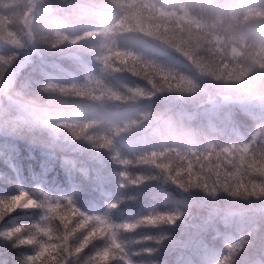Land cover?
I'll use <instances>...</instances> for the list:
<instances>
[{
	"label": "trees",
	"instance_id": "trees-1",
	"mask_svg": "<svg viewBox=\"0 0 264 264\" xmlns=\"http://www.w3.org/2000/svg\"><path fill=\"white\" fill-rule=\"evenodd\" d=\"M21 0H15L16 3H18V6L22 7L23 5L25 6L26 3L20 2ZM43 3L45 2V4L42 6L43 13L42 12H38L37 15L41 17L45 16L48 17L49 13H47L46 9L49 10L50 5L52 7H54V5H52V0H42ZM47 1V3H46ZM59 4H64L67 7L71 6L74 8V10H76L75 14L81 15L83 16V18H81V22L80 26L78 27L76 31H67L65 34L64 32H57L54 31L52 29V27L45 22H42L41 20H39L40 22H38L42 28L41 33L40 32H36L34 30H32L31 32V37L34 39L35 45H29L28 49H30V60L34 61L33 63H35V61L37 59H40L42 57H45L46 59H51V60H56L57 64H60V68L63 67L66 70H72L74 68L73 64H77L79 66V68L81 70H84L86 68V66H90L92 65L94 62V60L97 59L98 57V51H99V37H100V31H101V26H102V21H107L110 27V32L114 34L113 36H121V37H129L131 39H134L136 41V38H138V40H140L141 44L139 43V41L137 40L136 43L140 44L141 46H143L146 49H150V52L153 51L156 54H161V52H165V53H172V57L168 56L167 54H164V58L167 56L169 57V59H167V57L164 59L162 57V55L159 56L160 59H164L166 60L172 67L170 68L173 72L174 75H179V77H181L184 79H190L191 82H193V80H195L196 83H198L199 87L202 88H209L211 89V84H209L206 81H210L212 80L213 82H216L217 85H219V87L221 89H228L229 94L232 95L231 93L233 92L234 94V87H239L242 84H244V82L249 81H253L256 80L257 78L260 77V79L262 80V82L264 81V57H262L260 54V52H258L256 49H254L252 46H249L248 43H239L240 45H237L238 43H233L232 45L235 47L236 51L231 54L230 51H227V48L223 49H219L218 46H216L212 41V38L210 37V35H208L209 33L205 30L204 27H198L195 26L194 24H186L185 25H181L178 26L176 25V22H172L170 20H164V17L161 15H157L156 12L154 11H145V9H143L144 11H142V7H137L136 8L134 6L131 5H127V2L122 1V0H58ZM222 0H217V2H220ZM256 1V2H254ZM264 0H252L253 5L251 6V8L249 10H247L246 12H242L241 15L238 17L237 21L242 24L244 22V20L246 22L248 21H252L253 18L257 17V16H261L260 14H262L264 11L263 6H264ZM258 2V3H257ZM10 3V2H9ZM50 3V4H49ZM255 3V4H254ZM257 4V5H256ZM260 4V5H259ZM100 5V6H98ZM48 6V7H47ZM258 6V9H256ZM91 7V9H90ZM100 7V8H99ZM105 7V8H104ZM116 7V8H115ZM121 9H120V8ZM128 7V8H127ZM33 8V7H32ZM29 9L27 15H30L31 13H35L33 10ZM36 8V7H35ZM81 8V9H80ZM114 8V9H113ZM130 8V9H129ZM135 8V9H134ZM260 8V9H259ZM25 10V8H23ZM52 9V8H50ZM54 9H56L54 7ZM46 10V11H45ZM104 10V11H102ZM120 10V11H119ZM127 10V11H126ZM140 10V11H139ZM16 11V12H15ZM32 11V12H31ZM45 11V12H44ZM115 11V12H114ZM126 11V12H124ZM129 11H136L139 15V19L138 21H135L134 19H130L128 18L127 12ZM262 11V13H261ZM114 14H112V13ZM152 12V13H151ZM254 12V13H253ZM257 12V13H256ZM11 13L14 14L16 16V14L20 13V10H17L16 8L11 9V12H7V15ZM30 13V14H29ZM42 13V14H41ZM108 13V14H107ZM117 13V14H116ZM252 13V14H250ZM260 13V14H259ZM110 14V15H109ZM120 14V15H118ZM125 14V15H124ZM149 14V15H147ZM258 14V15H256ZM36 15V16H37ZM108 15V16H107ZM254 15V16H253ZM37 16V17H38ZM155 16V17H153ZM251 16V17H249ZM87 17H89L87 19ZM126 17V18H125ZM247 17V18H246ZM2 19V17H0ZM91 18V19H90ZM115 18V19H113ZM123 20H122V19ZM128 18V19H127ZM146 18H149L148 20ZM152 18V19H151ZM240 18L242 20H240ZM39 19V18H38ZM85 19V20H83ZM87 19V20H86ZM127 19V20H125ZM146 19V20H144ZM158 19V20H157ZM90 20V21H89ZM155 20V21H154ZM87 21L89 23H87ZM92 21V22H91ZM146 21V22H143ZM151 21V22H150ZM154 21V22H153ZM236 21V22H237ZM243 21V22H242ZM250 21V22H251ZM136 22H138V24H136ZM149 22V23H148ZM158 22V24H157ZM164 22V23H163ZM116 23V24H115ZM119 23V24H118ZM141 23V24H140ZM143 23V24H142ZM144 23L149 24L144 25ZM184 23V22H183ZM240 23H237L238 25H241ZM96 24V25H95ZM114 24V25H113ZM136 24V25H135ZM140 24V25H139ZM152 24V25H151ZM253 23L251 22V25ZM118 25V26H117ZM127 25V26H126ZM139 25V27H138ZM163 25V26H162ZM115 26V28H114ZM117 26V27H116ZM136 26V27H135ZM145 26V27H144ZM151 26V27H150ZM153 26V27H152ZM185 26V27H184ZM194 26V27H193ZM49 27V28H48ZM90 27V28H89ZM100 29H99V28ZM188 27V28H187ZM198 27V28H197ZM51 28V29H50ZM118 28V29H117ZM135 28V29H134ZM140 30H139V29ZM144 28V30H143ZM149 30H147V29ZM152 28V30H151ZM176 28V29H175ZM197 28V29H196ZM173 29V30H172ZM178 29V30H177ZM180 29V32H179ZM184 29V30H183ZM192 29V30H191ZM196 29V30H195ZM94 30V31H93ZM112 30V31H111ZM136 30V31H135ZM183 30V31H182ZM140 31H143L140 33ZM145 31V32H144ZM182 31V32H181ZM205 31V32H204ZM47 32V33H45ZM73 32V33H72ZM94 32V34H93ZM122 34H121V33ZM140 34H139V33ZM148 32V33H147ZM172 32V33H171ZM178 32V33H177ZM190 32V33H189ZM192 32V33H191ZM145 33H147L145 35ZM174 33V34H173ZM176 33V34H175ZM188 33V34H187ZM194 33V34H193ZM206 33V34H205ZM51 34V35H50ZM59 34V35H58ZM64 34V35H62ZM72 34V35H71ZM84 34V35H83ZM190 34V35H189ZM192 34V35H191ZM197 34V35H196ZM203 36V39L201 38ZM149 35V36H148ZM153 36V38L151 36ZM179 35V36H178ZM189 35V36H187ZM39 36V37H38ZM62 36V37H61ZM64 36V37H63ZM157 36L155 39L154 37ZM177 36V37H176ZM186 36V39H185ZM195 36V37H194ZM53 37V38H52ZM61 37V38H60ZM140 37V38H139ZM145 37V38H144ZM191 37V38H190ZM199 39H198V38ZM207 37V38H205ZM32 38H31V42H32ZM59 38V39H58ZM64 38V39H63ZM97 38V39H96ZM154 39V41H153ZM188 39V40H187ZM198 39V40H197ZM190 40V42H189ZM193 40V41H192ZM208 40V43H207ZM38 41V42H36ZM63 41V42H62ZM98 41V42H97ZM146 41V42H144ZM150 43H148V42ZM186 41V44H185ZM210 41V42H209ZM50 42V43H49ZM52 42V43H51ZM78 42H80L78 44ZM143 42V43H142ZM153 42V43H152ZM172 44H171V43ZM47 43V44H46ZM98 43V45H97ZM148 43V44H147ZM175 43V44H174ZM204 43V44H203ZM212 43V44H211ZM38 44V45H37ZM47 46H46V45ZM63 44V45H62ZM121 44V43H118ZM131 44H134L133 41L131 42ZM153 44V45H151ZM170 44V45H169ZM184 44V45H183ZM200 44V45H199ZM42 45V47H41ZM79 45V46H78ZM88 45V46H87ZM93 45V46H92ZM151 45V46H148ZM166 45L168 46L166 49L168 50H164L162 47H166ZM178 45V47H177ZM180 45V46H179ZM213 45V47H212ZM215 45V46H214ZM228 45V44H227ZM248 45V46H246ZM50 46V47H49ZM73 46V47H72ZM82 46V47H81ZM122 46V44H121ZM197 46H199L197 48ZM241 46V47H240ZM37 47V48H35ZM54 47V48H53ZM56 47V48H55ZM59 47L61 49H59ZM87 47V48H86ZM172 47V48H171ZM177 47V48H175ZM180 47V48H179ZM184 47V48H183ZM215 47V48H214ZM244 47V48H243ZM3 46L0 45V56L6 58L7 56H9V54H5L2 50H3ZM46 48V49H45ZM64 48V49H63ZM116 48H120L119 46ZM152 48V49H151ZM201 48V49H200ZM214 48V49H213ZM237 48L239 49V52H237ZM35 49V50H34ZM81 49V50H80ZM162 49V50H161ZM180 51H179V50ZM200 49V50H198ZM212 49V50H211ZM250 49V50H249ZM254 49V50H253ZM7 50V49H6ZM33 50V51H32ZM49 50V52H48ZM53 50V51H52ZM57 50V51H56ZM59 50V51H58ZM87 50V53L86 51ZM176 50V51H175ZM207 50V51H205ZM220 50H223L220 52ZM241 50V51H240ZM253 50V51H252ZM256 50V52H255ZM42 51V52H41ZM44 51V52H43ZM46 51V52H45ZM72 51V52H71ZM158 51V52H157ZM160 51V52H159ZM168 51V52H167ZM179 51V52H178ZM210 51V53H209ZM213 53H212V52ZM244 51V52H243ZM247 51V52H246ZM82 52V53H81ZM89 52V53H88ZM215 52V53H214ZM17 53V52H16ZM41 53V54H40ZM48 53V55L46 54ZM59 54V56L57 57V54ZM220 53V55H219ZM238 53V54H237ZM248 53V54H247ZM251 53V54H250ZM33 54V55H32ZM37 54V55H36ZM61 54V55H60ZM79 54L80 57L78 56ZM108 54V53H107ZM128 53L126 52L123 57L121 56L120 59L122 60V62L124 61L125 63H132L134 64V62L132 61L131 58H129V56L127 55ZM181 54V55H180ZM184 54V55H183ZM216 54V55H215ZM239 54H243V55H239ZM250 54V56H249ZM7 55V56H6ZM32 55V56H31ZM69 55V56H68ZM77 55V56H76ZM90 55V56H88ZM176 57H174V56ZM213 55V57H212ZM219 55V56H218ZM239 55V56H238ZM246 55V56H245ZM52 56V57H51ZM107 56V55H106ZM179 56V57H178ZM216 56V59H215ZM221 56V57H220ZM227 58H226V57ZM253 59H252V57ZM261 56V57H260ZM61 57V58H59ZM221 60H220V58ZM242 57V58H241ZM245 57V58H244ZM250 57V58H248ZM254 57H256V59H254ZM34 58V59H33ZM56 58V59H55ZM70 58V59H69ZM85 58V59H84ZM88 58V59H87ZM128 60H126V59ZM179 58V59H178ZM211 58V59H210ZM238 58V59H237ZM75 59V60H74ZM124 59V60H123ZM218 59V60H217ZM259 62H258V60ZM67 60V62H66ZM69 60V61H68ZM174 60V61H172ZM235 60V64L234 61ZM246 60V61H244ZM261 60V61H260ZM176 61V62H175ZM187 61V62H186ZM227 61V62H226ZM250 61V62H249ZM91 62V63H90ZM93 62V63H92ZM229 62V63H228ZM258 62V65H256ZM65 65H64V64ZM67 63V65H66ZM86 63V64H85ZM90 63V64H89ZM149 63V62H148ZM137 64V65H141L143 67H139L137 69V71H135L133 74L137 75L140 77L141 75V79L147 81L146 75L144 74V72H148L147 75L151 76L152 80V84L153 87H155L156 85H161L160 88L162 89V87L166 86L168 88H170V86H174L175 85V79L173 78V75H170L173 79H163L160 71L155 69L156 66H154L153 64ZM154 63V62H153ZM186 63V64H185ZM225 63V64H224ZM237 63V64H236ZM241 63V65H240ZM243 63V65H242ZM252 63V64H251ZM85 64V65H84ZM175 64H177L178 66H176ZM260 64V65H259ZM63 65V66H62ZM81 65V67H80ZM174 65V66H173ZM191 65V66H189ZM225 65V67H224ZM229 65H232L229 66ZM234 65V66H233ZM239 65L241 68H239ZM253 65V67L251 66ZM150 66V67H149ZM176 66V67H175ZM187 66V67H184ZM196 68H194V67ZM248 66V67H247ZM255 66V68H254ZM29 67V66H28ZM154 67V71L153 68ZM184 67V68H183ZM236 67V68H235ZM250 67V68H249ZM134 68V67H131ZM187 68V69H186ZM222 68V69H221ZM225 68L227 69V71L225 70ZM247 68H249L247 71ZM253 68V70H252ZM20 69V71H19ZM17 71H16V76L14 79V83H16L17 85H19L20 80L22 78V76L24 75V68L20 67ZM149 69V70H148ZM176 69V70H175ZM182 69V71H181ZM194 69V70H193ZM223 69L225 70L223 72ZM233 69V70H232ZM256 69V71L254 70ZM22 70V71H21ZM193 70V71H192ZM243 70V72H242ZM245 70V72H244ZM252 70V71H249ZM199 71V72H198ZM236 71V72H235ZM157 72V73H156ZM232 72V73H231ZM234 72V73H233ZM239 72V73H238ZM253 72V73H250ZM254 72L256 73L255 76L253 75ZM176 73V74H175ZM187 73V74H186ZM198 73V74H197ZM201 73V74H200ZM222 73V74H221ZM227 73V75H226ZM231 73V74H230ZM244 73V74H243ZM250 75H249V74ZM263 73V74H262ZM186 74V75H185ZM194 74V75H193ZM210 74V75H209ZM260 74V75H259ZM143 75V76H142ZM158 78H156V76ZM204 75V76H203ZM241 75V76H240ZM243 75V76H242ZM193 76V78H192ZM211 76V77H210ZM246 76V77H245ZM18 77V79H17ZM195 77V78H194ZM227 77H229L227 79ZM47 78V77H46ZM200 78V80H199ZM202 78V80H201ZM207 78V80L205 79ZM246 78V79H245ZM160 79V80H159ZM193 79V80H192ZM205 79V80H204ZM209 79V80H208ZM234 79V80H233ZM159 80V81H158ZM164 80V81H163ZM167 80V81H166ZM231 80V81H230ZM142 81V80H141ZM166 81V82H165ZM201 81V83H200ZM143 82V81H142ZM156 82V83H155ZM169 82V83H168ZM237 82V83H236ZM242 82V83H241ZM61 84L57 83L58 85H60L59 89L61 88V86L64 88V86L67 83H71L69 88H67L66 90L62 89L63 93H67L68 91V97L67 100H65V98L61 97V101H57V105L58 107H61L63 109H66L67 107H75L78 106L80 108H85L86 106L89 107L91 103L87 102L88 98L86 99V97H84L82 94H80V92L83 90L79 89L78 85L76 84H72V82H66V84L60 82ZM145 83V82H143ZM219 83V84H218ZM241 85H239V84ZM149 84V83H148ZM234 84V85H232ZM237 84V85H236ZM262 86L260 87L259 92L261 91L262 95L264 96V83H261ZM72 85V87H71ZM151 85V84H150ZM230 85V86H229ZM236 85V86H235ZM15 86V85H14ZM78 86V87H77ZM233 86V87H232ZM16 87V86H15ZM74 87V89H73ZM76 88V89H75ZM233 88V89H232ZM235 88V89H236ZM70 89V90H68ZM230 89V90H229ZM215 90V88H214ZM218 90V89H217ZM263 90V91H262ZM72 91V93H71ZM79 92V93H78ZM78 93V96H77ZM261 93H259L258 95L260 97H262ZM71 94V95H69ZM74 95V96H73ZM81 95V96H80ZM77 96V97H76ZM233 97H231V99L233 100L232 103L235 104V114L238 113V117L242 118V121H238V125L241 126H237L235 125L236 122H232L237 129V133L243 134V136L246 137L248 130L252 127V123L254 122L252 117L256 116L259 117L260 115L264 114V97L262 100H258L254 103L253 100L255 98H251V99H244L243 97H237L235 95H232ZM258 96V98H259ZM75 97V98H74ZM83 97V98H82ZM74 98V99H73ZM243 98V99H242ZM257 98V97H256ZM260 99V98H259ZM65 100V102H64ZM79 100V101H78ZM81 100V101H80ZM70 101V102H69ZM242 101V102H241ZM84 102V103H82ZM87 102V103H86ZM229 102V101H228ZM77 103V104H76ZM263 103V106L262 104ZM82 104V105H81ZM257 104V105H256ZM242 106V107H241ZM255 106V107H254ZM260 107V108H259ZM186 108V107H185ZM258 108V109H257ZM35 111H37L39 113V115H41L43 112H47V115H50L49 110L47 107H45L44 105H34L33 108ZM260 109V110H259ZM263 109V110H262ZM252 110V111H251ZM75 110H73L72 112H74ZM254 113V114H253ZM249 115V116H248ZM252 117H251V116ZM70 116V115H69ZM92 116V115H89ZM88 116V117H89ZM7 119V120H6ZM90 119H86L83 123H87L89 122ZM3 122L1 123L2 127H0V130L6 132L8 135L5 136H0V153H3L4 155H8L12 153L13 158L15 159L16 162V173H13L11 167H9L7 164L3 163V158L0 157V165L2 163L5 164L4 167L0 166V173L2 174V176L7 177V180H3V182H0V192L4 193L6 191H10L12 190V187H14V185H17L18 183H21L22 187L30 192H33L36 194V191L34 192V190L37 189H42L46 192H48L51 195H57V194H73L74 195V200L76 202V204L85 212L89 213V214H104V213H108L111 217V219L115 222H121V221H125V220H133L135 219L137 216H140L144 213H146V211H148L149 207H152L153 205H156L158 207H163L164 205L160 204L157 200H154L152 198V194L154 192H157L159 194H161V198H163L164 195H166L170 200H169V204L168 207H184L185 206V202H190L193 203L191 206L192 208H188V213H190L187 217V220L189 221H184V222H177V224L175 226H167L165 227L163 230L166 232H169L170 235H172L174 237V243L171 245V247L169 246V244L166 242L165 244H167L166 246H164V249H168L167 252H165V250H161L159 253L156 254L157 258L163 259L167 262V264H173L175 261L176 264V257H178L184 249L181 247V245L183 244H187L189 241L192 240H202L204 241L205 245L207 247H209V238H213V235L217 236L216 241L220 238V233H222V228L225 229L226 228V232H234L231 228H230V224L232 221H238L240 220V216H235L232 217V219L230 217H228L229 219V224L226 225L225 224V218L226 215L224 214L226 211L222 210V208L218 209L217 211H214V209L219 208L218 205H215L216 203H204V202H194V201H200L203 200L201 194L203 192L197 191V190H193L192 192H182L181 190H179L178 188L175 187L174 184L170 183V182H165V177L169 175V171L174 172L176 167H181V166H185L184 162H182V160H176L171 164L170 169L166 170L165 172L167 173H160V175L154 176L152 177L151 173L146 174L145 172H143L141 174L140 177L146 179H149V182H146V184H142L139 187L136 186H127L125 188H120L118 186V176L116 175L118 172H126L128 173V175L131 178H134L132 175L134 173V167L133 165H137L136 163L133 162H143L142 160H146L148 157H146V150L144 148H137L135 152L133 153H129L130 151L126 150V149H122L119 147H122L120 144H115V149H117V151H119L121 153V161L123 163H120L117 159L116 156L114 155L115 153L113 152L112 147L107 146L106 149L107 151L102 155V159L100 158H96L95 155V150L96 148L93 147V144L91 146H85L84 148H79V147H73V148H66L63 147L62 145H52V146H46L44 143H54L56 141L55 138H58V142H62L64 139L67 141H73L78 134L76 132L72 131H65V132H61L62 127H65V125L69 126L68 124L65 123L64 119H55L53 121L56 122H50L49 123H43V122H39V121H34V122H25V121H21V120H16V119H8L5 118L4 120H2ZM16 121V122H15ZM64 121V122H63ZM245 121V122H244ZM13 123V124H12ZM20 123V124H19ZM59 123V124H58ZM250 123V124H249ZM6 124V125H5ZM223 124V123H222ZM247 124V125H246ZM251 126L249 127L248 126ZM6 127H5V126ZM26 125L31 126L29 130V127H26ZM247 126V127H246ZM18 127V128H17ZM224 127V128H223ZM241 127V128H240ZM3 128V129H2ZM16 130H15V129ZM220 128L223 129L225 131V134H221L220 133ZM236 128L234 131H236ZM243 128V129H242ZM19 129V130H18ZM6 130V131H5ZM9 130V131H8ZM245 132H243V131ZM215 131L218 135V137H223L224 135H226V133L231 132L232 130L230 129L229 126L226 125H221L215 128ZM96 132V131H93ZM100 133V131H98ZM16 133V134H15ZM219 133V134H218ZM21 134V135H19ZM65 134V135H64ZM73 134V135H72ZM102 134V133H101ZM13 135V138H12ZM67 135V136H66ZM106 134H104L105 136ZM108 135V134H107ZM105 136L106 139H108V136ZM185 135V134H184ZM203 135V134H202ZM201 135V136H202ZM8 138H7V137ZM20 136V137H19ZM24 136V137H23ZM46 136V137H45ZM75 136V137H74ZM228 135H226L224 138H228ZM60 137V138H59ZM66 137V138H65ZM203 137V136H202ZM47 138V139H46ZM105 138H102L100 140V143L103 142V140H105ZM3 139V140H2ZM16 139V140H15ZM50 139V140H48ZM62 139V140H61ZM100 138H97V140L99 141ZM223 139V138H221ZM19 140V141H18ZM19 143V144H18ZM21 143V145H20ZM43 143L44 145L42 146ZM17 144V146H16ZM25 145V146H24ZM117 145V146H116ZM8 146V147H7ZM46 146V147H45ZM5 147V148H4ZM26 147V148H25ZM37 147V148H36ZM12 148V149H11ZM17 148V149H16ZM18 148H22L24 150L27 149V151H18L20 149ZM8 149V150H7ZM39 149V150H37ZM112 152H111V150ZM120 149V150H118ZM122 149V150H121ZM12 150V151H11ZM54 150V151H53ZM56 150V152H55ZM65 150V151H64ZM80 150V151H79ZM90 150V151H89ZM138 150V151H137ZM10 151V152H9ZM36 151V152H35ZM41 151V152H40ZM51 151V152H50ZM72 153H71V152ZM125 151V152H124ZM127 151V152H126ZM19 154H17V153ZM21 152V153H20ZM45 152V153H43ZM55 155H54V153ZM61 152V153H60ZM85 152V153H84ZM34 153V154H33ZM36 153V154H35ZM42 153V154H41ZM108 153V154H107ZM142 153V154H141ZM144 153V154H143ZM17 154V155H15ZM39 154V155H38ZM46 154V155H45ZM58 156H57V155ZM86 154V155H84ZM91 156H90V155ZM137 154V155H136ZM20 155V156H19ZM49 155V156H48ZM51 155V156H50ZM61 155H64L61 156ZM136 155V156H135ZM26 156V157H25ZM29 156V157H28ZM31 156V157H30ZM34 156V157H33ZM36 156V157H35ZM48 156V157H47ZM53 156V158H52ZM120 156V154L118 155ZM135 156V157H134ZM59 157V158H58ZM66 157V158H65ZM93 157V158H92ZM155 157V155H154ZM46 158V159H45ZM50 158V160H49ZM66 160H65V159ZM22 160V164H21V160ZM29 159V161L27 160ZM39 159V160H38ZM52 159V160H51ZM54 159V160H53ZM73 159V160H72ZM92 159V160H91ZM95 163H94V161ZM42 160V161H41ZM60 160V161H59ZM64 162H63V161ZM19 161V162H18ZM32 161V163H31ZM35 163H34V162ZM52 161H57L56 162H52ZM74 161V162H73ZM98 161V162H97ZM163 161V159H162ZM159 161V162H162ZM179 161V162H178ZM26 162V163H24ZM52 162V163H51ZM59 162V164H58ZM112 162V163H111ZM124 162H127L126 164ZM129 162V164H128ZM37 163V164H36ZM64 163V164H63ZM72 163H74L72 165ZM107 163V164H106ZM34 164V166L32 165ZM36 164V165H35ZM39 164V166H38ZM50 164V165H49ZM77 164V165H76ZM84 164V166H83ZM32 165V166H31ZM62 167H61V166ZM76 165V166H75ZM92 165V166H91ZM100 165V166H99ZM108 165V166H107ZM141 165V164H139ZM22 166V167H21ZM25 166V167H24ZM48 166V167H47ZM72 166V167H71ZM88 168H87V167ZM114 166V167H113ZM7 167V168H5ZM29 167V168H28ZM39 167V168H38ZM76 167V168H75ZM82 167V168H81ZM104 167V169H103ZM114 169H113V168ZM5 168V170H4ZM65 168V169H63ZM9 169V170H8ZM22 169V171H21ZM79 169V171H78ZM84 170L82 171V170ZM88 169V170H87ZM90 169V170H89ZM102 169V170H99ZM113 169V170H112ZM118 169V170H117ZM173 169V170H172ZM8 170V171H7ZM11 170V172H10ZM51 170V171H50ZM53 170V171H52ZM54 170L56 172H54ZM75 170V171H74ZM77 170V171H76ZM105 170V171H104ZM118 172H117V171ZM121 170V171H119ZM5 171V172H4ZM58 171V172H57ZM60 171V172H59ZM63 171V172H62ZM71 171V178H68V175ZM93 171V172H92ZM114 171V172H113ZM54 172V173H53ZM77 172V173H76ZM84 172V173H83ZM88 172V173H86ZM20 173V175H19ZM90 173V174H89ZM101 173V174H100ZM115 173V174H113ZM12 176H11V175ZM62 174L66 175L62 177ZM75 176H74V175ZM84 176H83V175ZM99 177L103 178L104 180V184H98L97 183V178L95 177ZM106 174V175H105ZM150 174V175H149ZM56 175V176H55ZM79 175V176H78ZM82 175V176H81ZM105 175V176H104ZM73 176V177H72ZM81 176V178H80ZM88 178H86V177ZM89 176V177H88ZM103 176V177H102ZM115 176V177H114ZM151 176V177H150ZM165 176V177H164ZM59 177V178H58ZM66 177V179H64ZM105 177V178H104ZM149 177V178H148ZM162 177V178H161ZM56 178V179H55ZM63 178V179H62ZM76 178V179H75ZM15 179H17L18 181H15ZM23 179V180H22ZM80 179H83L82 181H79ZM92 179V180H90ZM86 180V181H85ZM113 180V181H111ZM162 180V182L159 181ZM164 180V181H163ZM13 181V182H12ZM72 181V182H71ZM77 181V182H76ZM116 181V182H114ZM16 182V183H15ZM74 182V183H73ZM106 182V183H105ZM109 182V183H108ZM112 184H111V183ZM159 182V183H158ZM72 183V184H71ZM115 183V184H114ZM158 183V184H157ZM6 184V185H5ZM11 184V185H10ZM59 184V185H58ZM71 184V186H70ZM157 184V185H156ZM166 184H168L166 186ZM66 185V187H65ZM171 185V186H170ZM147 186V188H146ZM151 186V187H149ZM161 186V187H160ZM166 186V187H165ZM37 187V188H36ZM64 187V188H63ZM144 189H143V188ZM156 187V188H155ZM158 187V188H157ZM8 188V189H7ZM10 188V189H9ZM142 188V189H141ZM4 189V190H3ZM7 189V190H6ZM95 189V191H94ZM148 189V190H147ZM101 193V194H100ZM105 195V196H104ZM134 195L136 197V199L134 200H124L120 203L119 208L117 209H109L108 208V203L114 200H117L121 197H127V196H132ZM184 195V196H183ZM186 196V198H185ZM191 197L190 199H188L189 197ZM104 198L101 199L100 198ZM183 200H181L182 198ZM196 197V198H195ZM195 198V200H194ZM186 199V200H185ZM174 200V201H173ZM97 201V202H95ZM98 201L100 203H98ZM83 202V207L80 206V203ZM93 202V203H92ZM99 205H98V204ZM141 203V204H140ZM198 203V204H196ZM91 206H90V205ZM137 206H136V205ZM207 204V205H206ZM82 205V204H81ZM199 206V208H198ZM204 206H206L204 208ZM87 207V208H84ZM125 207V208H124ZM127 207V208H126ZM223 207V206H220ZM84 208V209H83ZM133 208V209H132ZM135 208V209H134ZM89 209V210H88ZM124 209V210H123ZM142 209V210H141ZM191 209H193L191 211ZM208 209V212H207ZM41 210V208H30V209H26V210H18L17 212L12 214V217H6L5 219L11 220L13 222H21L22 224H27V222L29 223L30 221H34L37 219V211ZM133 210V211H132ZM183 210V209H182ZM200 210V211H199ZM210 210V211H209ZM245 210V209H244ZM35 211V212H34ZM139 211V212H138ZM141 211V212H140ZM202 211L204 212L202 214ZM23 212V213H22ZM32 212V213H31ZM129 212V213H128ZM131 212V213H130ZM29 213V214H27ZM34 213V215H33ZM142 213V214H141ZM196 213V214H195ZM201 213V214H200ZM240 213V212H239ZM17 214V215H15ZM205 214V215H204ZM210 214V215H209ZM26 215V216H25ZM199 215V216H198ZM204 215V216H203ZM18 216V217H17ZM31 216V217H30ZM210 216V217H208ZM14 218H17L15 220H13ZM26 217V218H25ZM191 217V218H190ZM197 217H200L197 219ZM208 217V218H207ZM11 218V219H10ZM204 220H203V219ZM206 218V219H205ZM211 218V219H210ZM193 219V220H192ZM196 219V220H194ZM201 219V220H199ZM192 220V222H191ZM201 221V222H200ZM26 222V223H25ZM191 222V223H190ZM205 222V223H204ZM58 223V221H57ZM202 223V224H201ZM204 223V224H203ZM200 224V225H199ZM183 225V226H182ZM209 225V226H207ZM184 227V228H183ZM228 227V228H227ZM219 230V234L215 231L216 229ZM140 228L138 229L136 232L133 233H122L123 235V239L127 240V239H131L136 237V239H139V236L143 235V234H149L152 232H157L160 231L161 229L158 228H144V230ZM147 229V230H146ZM149 229V230H148ZM152 229V230H150ZM207 229V230H205ZM186 230V231H185ZM199 230V231H198ZM205 230V231H204ZM211 230V231H210ZM146 231V232H145ZM142 232V233H141ZM211 234V237H209V235ZM218 234V235H217ZM128 235V236H127ZM138 235V236H136ZM132 236V237H131ZM206 236V237H205ZM204 237V238H203ZM259 236H255L253 242H251L252 245H250V247L254 246V245H258L260 244V241L258 242ZM182 239H186V240H182ZM205 239V240H204ZM258 239V240H257ZM257 240V242H256ZM182 241V244L180 243ZM208 242V245H207ZM255 242V243H254ZM257 243V244H256ZM12 241L7 242V243H0V264H20L21 259L25 256L24 252H22V250L26 247H13L12 245ZM177 244V245H176ZM180 247H179V246ZM97 247L100 246L99 243H97L96 245ZM145 245H141V244H136L133 245V250H137L135 248H141L144 247ZM12 247V249L10 248ZM89 249L85 250V253L81 254L80 256L75 257L73 259L70 260V264H84V258L87 252L91 251V245L89 246ZM168 247V248H167ZM8 249V250H7ZM172 249V250H171ZM177 249V251H176ZM181 249V250H178ZM247 251H249V248H246ZM220 250V249H219ZM164 251V252H163ZM174 251V252H173ZM13 252V253H12ZM15 252V253H14ZM162 252V254H161ZM215 252V256H218V250L214 251ZM172 253V254H171ZM175 253V254H173ZM171 254V255H170ZM8 255V256H7ZM169 255V256H168ZM223 254H221L220 256H222ZM19 256V257H18ZM84 256V258H83ZM166 256V257H163ZM172 256V260L171 257ZM80 257V258H79ZM10 258V259H8ZM15 258V259H14ZM20 258V259H18ZM139 260H138V259ZM148 260L150 257H148L147 255H141V256H136L133 259L134 260H138V261H143V260ZM166 258V259H164ZM220 258V257H219ZM218 258V259H219ZM8 259V260H7ZM151 259V258H150ZM7 260V261H6ZM18 260V261H17ZM75 260V261H74ZM171 260V261H170ZM6 261V262H5ZM5 262V263H4ZM78 262V263H77Z\"/></svg>",
	"mask_w": 264,
	"mask_h": 264
},
{
	"label": "rangeland",
	"instance_id": "rangeland-1",
	"mask_svg": "<svg viewBox=\"0 0 264 264\" xmlns=\"http://www.w3.org/2000/svg\"><path fill=\"white\" fill-rule=\"evenodd\" d=\"M21 1L26 3V5L25 6L23 5L22 7H20L17 5L18 3H16L14 0H10V1L9 0H6V1L0 0V14H1L0 17L4 16V17H2V19L0 18V29H1L0 30V33H1L0 34V43H1L0 45L3 46L4 48L13 49L17 53H19L18 59L16 60V64L20 63V67H23L25 69L24 75L21 78L22 81L20 80V83L18 86L16 83H14L16 73L12 76H6L5 74H3L4 73L3 70H0V110H1L0 111V115H1L0 116V118H1L0 119V127H2L1 123L3 122L2 120H4L5 118L16 119V120L18 119V120L25 121V122H34V121L43 122L44 121L43 123H49V124H50V122H56V121H53L55 119H64L65 123L68 124L69 126L65 125V127H62L61 132H65V131L67 132L71 129L70 131L75 130L74 132H76L78 134V136L73 141H67L64 139L62 142H58V138H55L56 141L54 143H52V142L51 143H44L46 146H52L55 144V145H62L63 147L71 149L73 147L74 148L75 147L84 148L85 146H91L93 144V147L96 148V150H95L96 158H100V159H102V155L107 151L106 147L110 146V147H112L113 152L116 154V155L114 154L116 156V159L120 163H123L121 161V153L119 151H117V149H115V147H114L115 143H117V145L122 144L121 148L126 149L127 151L130 150V152H132V153L135 152L137 148L142 147L146 150V157H148V158L146 160H142L143 162H133V163L141 164V165H133L135 170H134V173L132 176L134 178H137V177L141 176V174L143 172H145L146 174H148V173L153 174L151 176L154 177V176H156V174L160 175V173H165L164 170H168V169L161 170L158 166H161L164 164H169L171 166L172 162H174L175 160H178V159L181 160L180 157L190 156L192 153H198L200 151H203L211 143H214V142L224 143V142H227V140L230 138L235 139L234 135L228 134L229 132L226 133V135H228L227 139L226 138H223V139L220 138L219 139L217 133L215 132V128L218 126L227 124V120L229 118L231 119V122H233V121L236 122L235 124L237 126H238L237 122L242 121L241 118H239L238 116H235V114H234L236 111V108H235L236 106L234 103H232V101H233L231 99V97H233L232 95H237V97H244L243 95H247V97L245 96L246 98H244V99L255 98L253 100V102H251V103H254L258 100L263 99V95H262L261 91L259 92L258 88L260 89V87L262 86L261 83H264V81L262 82V80L259 78H257V80H258V82H260V84L257 82V80H254L255 82L251 81L252 83L248 81V82L242 84L241 86L237 87L239 90L237 88L236 89L234 88L235 89L234 94H232V95L229 94L227 89L219 88V85H216V82H213L212 80H210L209 82L207 81L209 84H211V89H209V88L206 89V88L199 87L198 83H196L193 79L192 80L194 83H192L190 81V79L185 80L184 78H182V76H181V78H182L181 79L177 75L176 76L173 75V78L175 79V86H170L171 89L166 87V86L162 87V89H161L160 84L156 85L153 88V84H152L153 82L151 80H149L151 78V76L150 75L148 76L146 72H144V74L147 76V78H145V79H147L148 82L145 80H142L139 76L132 74L135 71H137V69L141 66V65H137V64H143V63L146 64L148 62L149 63L151 62L150 64L155 63L154 64V66H155L159 62L156 67L158 68V66H159L158 69L161 72L163 79L170 78L171 76H169V74L170 73L173 74L172 71L171 72L169 71V70H171L170 69L171 66L169 65V67H170L169 68L168 65L166 64L168 62L165 61L164 59L159 58V56L162 55V53L159 55V54H156L153 50L150 52V49L148 50V49L142 47L140 45L141 43L140 44L135 43V40L131 39L129 36L128 37L131 40L128 37L113 36V34L109 30L110 28H109V24L107 25V23H108L107 21H102L100 37H99V41H100L99 42V53H98L99 56L97 57L96 60L93 61L94 63L92 62L93 63L92 65L86 66V68L84 70H81L79 68V66L75 65V63H74L73 64L74 68L72 69V71L71 70L66 71L63 67L60 68V66L57 64V62L55 60L46 59L44 57L40 58L39 60L37 59L35 61V64H34L33 63L34 61H31L30 58H28V56L30 55V49H28V46L30 44L35 45V42L33 41L34 39H32V42L30 40L32 38L30 32H32V30H34L36 32H41L40 28H42V26L38 23V22H40L38 19L40 16L37 17L38 16L37 12H43L44 9H42V6L44 5V3L42 0H39V1L38 0H36V1H34V0H26V1L21 0ZM122 1H125V0H122ZM13 2H15L16 4ZM41 2L43 4H41ZM125 2H127V5H131V6H138V7L143 6L142 8L143 9L145 8V10H148V11H150L152 9V11L155 10L154 12H156V10H157L156 14L159 12L157 15L162 14L161 16H163L165 19L176 22L178 26L185 25V24H183L184 21L186 23L190 22V24H192V25L194 24L195 26H198V27H204L205 26L204 28L206 29V31L209 30L208 33H209L210 37L212 38V40L214 39L212 42L216 46L219 45V49L221 47V49L223 48V50H224V48L228 47L227 51H230L231 54H233L236 51L235 47L232 45L233 43H241V42L242 43H248L247 41H250L248 44L249 45L251 44L250 46H252L258 52L263 53L262 57H264V36H263L264 35V18H263L264 13L260 14L261 16H257L258 18L257 17L253 18L252 23H254V24H252V25H251L250 21H248L249 23L244 21L242 23V25H240V26L236 22L238 17L241 15L242 12L244 13L251 8L250 4L253 5L252 0H222V1H220L221 3L217 2V0H181V1L180 0H159V2H158V0H127ZM162 2H163V4H162ZM167 3H169L168 6H167ZM8 4H9V6H6ZM64 4H66V3H64ZM64 4H59L58 1L53 0L52 5H54V7L56 9H53L54 7H52V6L50 7L52 9L49 8V11H48V9H46L47 11L46 10L45 11L47 13H49L48 17L41 15L42 18L40 17V20L42 22L49 23V25L52 27V29L54 31H57V32L63 31L64 33H66L67 31H76L77 28L80 27L81 22H79V21H81V18H83V16L75 14L74 11H76V10H74V8H72V5L67 7ZM165 5H166V7H165ZM14 7L17 10H20V13L16 14V16L14 14L11 15V13H9L11 16L10 17L9 14L7 15V12H11V9L12 8L14 9ZM23 8H25V10ZM31 8H32V10H34L35 13H31L30 15H27L26 12ZM172 9H173V11H171ZM166 10H168V11L166 12ZM175 10H177V11H175ZM127 13H128V18L132 17L131 19H133V17H134L135 21H138V19L140 18L138 13L135 11H131V12L129 11ZM26 17H28V18H26ZM29 17H30V19H29ZM179 19H181V20H179ZM259 19H261V20H259ZM50 20H52V21H50ZM26 21L28 24L26 23ZM255 21H257L256 24H255ZM231 23H232V25H231ZM22 24H24L23 27H22ZM136 24H138V22H136ZM145 24L146 23H144V25ZM231 26H232V28H231ZM255 26L258 29L259 33H257L258 31L255 28ZM250 27H252V28H250ZM61 29H63V30H61ZM232 29H233V31H232ZM247 29H248V31H246ZM260 29L261 30L263 29L262 30L263 32ZM254 31H255V33H254ZM9 32H10V34H9ZM20 32H21V34H20ZM238 32H239V34H238ZM241 32H244V33H241ZM212 34H214V35H212ZM215 34L218 38H216ZM240 34H242V35H240ZM2 38L3 39L5 38V39L3 40ZM8 38H10L11 40ZM126 38H128V40L130 42ZM132 40L136 46L134 44H133L134 46L131 45ZM243 41H245V42H243ZM127 42L130 44L128 45ZM6 43H7V45H6ZM25 43H26V45H25ZM118 43H122V44L124 43V44L121 46ZM118 46L120 47L119 49L116 48ZM138 46H140L142 48L140 49V47H138ZM135 47H136V49H135ZM255 47H257V48H255ZM162 48L163 49L165 48L164 50H167L166 49L167 47H162ZM145 50H147V51H145ZM223 50H220V51H223ZM116 52H118V53H116ZM126 52L128 53L127 55L129 56V58L133 57L131 59L134 62V64L125 63L124 61L120 62V61H122V60H120V57L121 56L123 57V55ZM17 53L11 54V55L7 56L6 58H3L2 56H0V61H10L12 56L17 55ZM107 53L108 54L110 53V54L108 55ZM164 54H166V53L163 52V55ZM106 55H108V56H106ZM163 55H162V57H164ZM58 56H59V54H57V57ZM111 56H113V59ZM139 56L140 57L142 56V57L140 58ZM168 56L172 57V53L171 54L169 53ZM108 57H109V59H108ZM8 58H10V59H8ZM24 58H26V59H24ZM115 58H117V59H115ZM167 59H169V57H167ZM42 60H43V62H42ZM114 60H115V62H113ZM52 61H54V64H52L53 63ZM40 62H42V63H40ZM164 62H166V63H164ZM24 63H26V64H24ZM28 63H29V67H28ZM50 63L54 67L51 66ZM111 63H113V64H111ZM120 63H122V64H120ZM110 64H111V67L113 66L112 69H110L111 67L108 68V66H110ZM124 64H127L126 65L127 69H124V68H126ZM115 65H116L117 70L114 71ZM121 65H124L123 66L124 68H121ZM24 66H26V67H24ZM131 67H134V68H131ZM141 67H143V66H141ZM42 68H43V70H42ZM164 68H166V69L164 70ZM33 69H35V70H33ZM76 69H78V70H76ZM31 71H33V73L36 75L33 76L34 74H32ZM38 71H39V73H38ZM62 71H63V73H62ZM118 71H121L125 75H122ZM163 71H165L166 74ZM162 73H164V74H162ZM39 74H41V75L39 76ZM4 76H5V78H4ZM122 76H123V78H122ZM61 78H63V79L61 80ZM173 78L171 77V79H173ZM140 80H142L145 83L141 82ZM176 81H178V82H176ZM60 82H62L63 84L66 82H72V84H76V85L80 86L78 88L83 90V92H81L80 94H82L86 98H89L87 101H89V103H91L90 106L87 108L85 107L86 109L85 108L83 109V108H80L77 106L67 107L66 109L58 107L57 101H61V97L62 98L66 97L65 100H67V98H68L67 97L68 92L63 93L61 91V89L66 90L71 84V83H69V86H68V83H67L64 86V88H66V89H64L62 86L59 89L60 85H58L57 83H60ZM186 82L190 85V88ZM147 83H149V84H147ZM109 84H111V85H109ZM251 84H253V85H251ZM14 85L17 87H15ZM191 85L193 87H191ZM250 85L254 86V87L257 86V87L255 89H253V87H251ZM183 86H186V87H183ZM115 87H117V88H115ZM179 88L181 90L182 89L183 90L181 91V90H179ZM214 88H215V90H214ZM156 89H158L159 92ZM191 89H193V90H191ZM6 90H8V91H6ZM246 90H247V92H246ZM85 91L88 93H86ZM192 91H194V92H192ZM237 91H239V92H237ZM125 92H126V94H125ZM157 92H158V94H157ZM189 92L191 95L189 94ZM252 92H255V93H253L254 95L252 94ZM184 93L186 94L185 96H183ZM259 93H261L262 97H260L258 95ZM138 94H140V95H138ZM187 94L189 95L190 98H187ZM222 94L224 96H222ZM89 95H91V97ZM170 95L172 97H170ZM257 95L259 96L260 99L258 98ZM150 96H152V97H150ZM161 96H162V98H161ZM173 96H175V97H173ZM207 97H209V98H207ZM48 98H50V99H48ZM130 99H131V101H130ZM7 100H8V102H6ZM33 103L35 105H37V104L44 105L45 107L51 106L48 110L54 111L56 116L47 115V112H43L41 115H39V113L33 109L34 108ZM95 103L97 106L95 105ZM158 106L161 109H159ZM56 107L58 109H56ZM98 107H101L102 109L98 108ZM216 107H217V109H216ZM223 107H225V108H223ZM29 109H31V110H29ZM75 109L78 111L76 112ZM231 109H233V110H231ZM73 110H75V111L72 112ZM161 110H162V112H161ZM158 112H160V113H158ZM17 113H18V115H17ZM24 113H25V115H24ZM105 113H107V114L105 115ZM101 114H102V116H101ZM226 114H229V115H227V117H226ZM89 115H92V116H89ZM221 115H222V117H221ZM232 115H234V116H232ZM18 116L20 118H18ZM179 116L183 117V118H179ZM58 117H60V118H58ZM219 117H221V118H219ZM235 117H238V118H235ZM214 118L215 119L217 118V119L214 120ZM86 119H90L89 120L90 123L89 122H88V124L83 123V122H86V121H84ZM139 121L140 122L142 121V122L140 123ZM253 123H252V127L254 126ZM210 125L213 128L211 127V129H210V127H208ZM241 125H239V126H241ZM26 127H29V130L32 129V128H30L31 126H29V125H26ZM100 127H101V129H100ZM87 130H89V131H87ZM100 130L102 133H104L106 135L109 134L107 136L110 139L109 138L105 139L106 141L104 140L102 143H100V140L104 137V134L98 133V131H100ZM138 130H140V131L138 132ZM237 130L240 131V129L236 128L235 132H237ZM90 131L92 132V134ZM93 131H96V132H94L95 135H93ZM117 131H118V133H117ZM120 131H122V132H120ZM204 131H206L207 133ZM149 133H150V135H149ZM155 133H157V134H155ZM205 134H206V136H205ZM111 135H113L114 138H113V136L110 137ZM226 135H224L223 137H225ZM242 135H244V134H242ZM142 136H144V138H141ZM151 136L153 138H151ZM210 136H212V137H210ZM97 138H100L99 141L97 140ZM111 138H113V139H111ZM138 138H140V140ZM147 138H149V139H147ZM142 139L145 140V141H143V144H142ZM107 140L109 141L108 143H107ZM118 140H120V141H118ZM149 140H151V141L149 142ZM152 140H154V141H152ZM192 145H193V147H192ZM160 152H162V153H160ZM119 154H120V156H118ZM159 154H160V157L158 156ZM171 154H173V155H171ZM154 155H155V157H154ZM168 158H170V159H168ZM162 159H163V161H162ZM158 160L162 161V162L160 163ZM157 163H159V164H157ZM128 164H129V162H128ZM3 178L5 180H7V178L2 176V174L0 173V179H1L0 181L3 182V180H4ZM15 181H17V179H15ZM20 187H22L21 183L17 182V185H14L12 190L6 191L4 193L2 192V193H0V195L14 194ZM201 196H202L203 200L208 199L204 193H202ZM226 196L227 195H225V194H219L218 195V197L216 198V202H215L216 204L215 205H218L219 208L214 209V211H217L218 209L222 208V210L226 211L224 214L227 217L231 218V217H235V216H239V215L228 216L229 212L239 213V212L244 211V209H247L248 201H246V200H233V198H231L229 196L226 197ZM228 198H229V201H228ZM224 201H225V203H224ZM226 202H228V203L226 204ZM230 203H233V204L235 203V205H233V204L231 205ZM226 205L227 206L229 205V208H227ZM236 205H238V206L235 208ZM220 206H223V207H220ZM238 207H241V209ZM37 212H38L37 213V215H38L37 219L34 221H30L29 223H27L25 225L33 226V225H36L38 223H41V218L44 215V211H43V209H41ZM14 223L22 224L21 222H14ZM8 226H11V224H9ZM221 230H222V233H220V238L217 241H216L217 236L213 235L214 236L213 238H209V242H210L209 245L207 242V245L209 246V248L214 249V251H217V250L219 251L218 256L212 257L213 259H218L220 257V255L224 253V250H225V242H226L227 237L224 236L223 234L226 232V229L222 228ZM215 231L219 234V230H215ZM230 233H231L233 238L239 239L240 233L235 232V231L234 232L231 231ZM254 235H256V234H253L250 237L251 242H253V240H254V237H255ZM258 235L259 234H257L256 236H258ZM209 237H211V234L209 235ZM259 241L264 242V238H262L260 235H259L258 242ZM7 242H10V241L0 238V243H7ZM181 244H182V241H181ZM254 246H256V245H254ZM26 247H30V246H26ZM247 247H249V245H247L245 247V252L247 250L246 249ZM251 248L249 247L250 250H251ZM33 250L34 249L32 247L24 248L22 250V252H24V254L27 255V254H30ZM225 254H226V251H225ZM242 255H244L243 252H242ZM239 259H240V257L237 258V260H239Z\"/></svg>",
	"mask_w": 264,
	"mask_h": 264
},
{
	"label": "snow or ice",
	"instance_id": "snow-or-ice-1",
	"mask_svg": "<svg viewBox=\"0 0 264 264\" xmlns=\"http://www.w3.org/2000/svg\"><path fill=\"white\" fill-rule=\"evenodd\" d=\"M17 59L18 54L10 61H0V70L6 76L14 75L20 67L16 64ZM252 119L254 126L245 138L234 131L236 126L229 118L227 125L232 131L228 134L234 135L235 139L230 138L225 143L214 142L203 151L181 157L185 166L176 167L165 177L166 182L174 184L182 192L197 190L208 198L194 202L215 203L219 194L233 200L248 201L244 211L229 212L228 216H240L239 221L230 224L240 237L235 239L230 232L223 234L227 239L219 259L212 258L214 249L207 247L203 240H192L181 245L184 250L177 257L176 264H264V242L245 252L253 234L264 238V114ZM221 134H225L223 129ZM0 157L9 167H16L12 154L0 153ZM159 167L161 170L170 169L169 164ZM116 175L120 188L139 187L149 182L142 177L131 178L126 172ZM68 178H71L70 173ZM97 183L104 184L103 178L98 177ZM35 191L36 194L20 187L14 194L0 195V238L12 241L13 247L30 246L34 249L21 259L20 264H70L71 259L85 253L90 245L91 251L86 253L84 264H167L156 257L166 242L170 247L174 243V237L163 229L175 226L178 221L184 222L189 215L187 209L193 204L185 202L182 208L168 207L169 198L166 195L161 198V194L154 192L152 198L163 207L152 206L133 220L115 222L108 213L89 214L83 211L72 193L51 195L42 189ZM134 199V195L121 197L109 202L108 208L117 209L122 201ZM30 208L43 209L41 223L28 226L5 219L18 210ZM229 223L226 216L225 224ZM144 227L161 230L143 234L139 239L122 238V233H133ZM97 243L100 246L97 247ZM136 244L145 246L134 251L133 245ZM168 249H164L165 252ZM242 252L243 256L240 255ZM141 255L151 259H133Z\"/></svg>",
	"mask_w": 264,
	"mask_h": 264
},
{
	"label": "bare ground",
	"instance_id": "bare-ground-1",
	"mask_svg": "<svg viewBox=\"0 0 264 264\" xmlns=\"http://www.w3.org/2000/svg\"><path fill=\"white\" fill-rule=\"evenodd\" d=\"M3 1H4V0H3ZM5 1H6V0H5ZM9 1H10V0H9ZM14 1H15V0H14ZM18 1H19V0H18ZM25 1H26V0H25ZM34 1H36V0H34ZM38 1H39V0H38ZM52 1H53V0H52ZM56 1H58V0H56ZM125 1H127V0H125ZM180 1H181V0H180ZM20 2H22V1H20ZM58 2H59V1H58ZM158 2H159V0H158ZM163 2H164V1H163ZM163 2H162V4H163ZM166 2H167V1H166ZM184 2H185V1H184ZM248 2H249V1H248ZM254 2H256V1H254ZM263 2H264V1H263ZM13 3H15V2H13ZM23 3H24V2H23ZM37 3H38V2H37ZM46 3H47V1H46ZM220 3H221V2H220ZM225 3H226V2H225ZM249 3H250V2H249ZM257 3H258V2H257ZM15 4H16V3H15ZM15 4H14V5H15ZM41 4H43V3L41 2ZM44 4H45V2H44ZM49 4H50V3H49ZM53 4H54V3H53ZM165 4H166V3H165ZM168 4H169V3H167V6H168ZM254 4H255V3H254ZM17 5H18V4H17ZM45 5H46V4H45ZM135 5H136V4H135ZM140 5H141V4H140ZM153 5H154V4H153ZM157 5H158V4H157ZM159 5H160V4H159ZM256 5H257V4H256ZM259 5H260V4H259ZM6 6H9V4L6 5ZM98 6H100V5H98ZM169 6H170V5H169ZM219 6H220V5H219ZM248 6H249V5H248ZM250 6H252V5L250 4ZM11 7H12V6H11ZM47 7H48V6H47ZM50 7H51V5H50ZM134 7L136 8V6H134ZM137 7H138V6H137ZM142 7H143V6H142ZM165 7H166V5H165ZM263 7H264V6H263ZM3 8H4V7H3ZM5 8H6V7H5ZM14 8H15V7H14ZM40 8H41V7H40ZM72 8H73V7H72ZM99 8H100V7H99ZM104 8H105V7H104ZM115 8H116V7H115ZM119 8H120V7H119ZM127 8H128V7H127ZM135 8H134V9H135ZM146 8H147V7H146ZM156 8H157V7H156ZM12 9H13V8H12ZM19 9H20V8H19ZM42 9H43V8H42ZM53 9H54V8H53ZM90 9H91V7H90ZM113 9H114V8H113ZM120 9H121V8H120ZM129 9H130V8H129ZM139 9H140V7H139ZM144 9H145V8H144ZM174 9H175V8H174ZM256 9H258V6H257ZM259 9H260V8H259ZM263 9H264V8H263ZM149 10H150V9H149ZM4 11H5V10H4ZM6 11H7V10H6ZM33 11H34V10H33ZM48 11H49V10H48ZM72 11H73V10H72ZM72 11H71V12H72ZM102 11H104V10H102ZM119 11H120V10H119ZM126 11H127V10H126ZM126 11H124V12H126ZM139 11H140V10H139ZM142 11H144L143 8H142ZM145 11H147V10H145ZM151 11H152V9H151ZM154 11H155V10H154ZM158 11H159V10H158ZM167 11H168V10H166V12H167ZM171 11H173V9H172ZM175 11H177V10H175ZM262 11H264V10H262ZM262 11H261V13H262ZM15 12H16V11H15ZM27 12H28V11H27ZM31 12H32V11H31ZM44 12H45V11H44ZM74 12H76V11H74ZM114 12H115V11H114ZM130 12H131V11H130ZM135 12H136V11H135ZM156 12H157V10H156ZM164 12H165V11H164ZM166 12H165V13H166ZM37 13H38V12H37ZM42 13H43V12H42ZM42 13H41V14H42ZM111 13H112V12H111ZM151 13H152V12H151ZM158 13H159V12H158ZM158 13H157V14H158ZM165 13H164V14H165ZM168 13H169V12H168ZM173 13H174V12H173ZM253 13H254V12H253ZM256 13H257V12H256ZM263 13H264V12H263ZM27 14H28V13H27ZM29 14H30V13H29ZM107 14H108V13H107ZM112 14H113V13H112ZM116 14H117V13H116ZM250 14H252V13H250ZM259 14H260V13H259ZM0 15H1V14H0ZM11 15H12V14H11ZM109 15H110V14H109ZM113 15H114V14H113ZM118 15H120V14H118ZM124 15H125V14H124ZM127 15H128V13H127ZM135 15H136V14H135ZM147 15H149V14H147ZM161 15H162V14H161ZM256 15H258V14H256ZM9 16H10V14H9ZM73 16H74V15H73ZM107 16H108V15H107ZM133 16H134V15H133ZM165 16H166V15H165ZM253 16H254V15H253ZM263 16H264V15H263ZM2 17H4V16H2ZM10 17H11V16H10ZM13 17H14V16H13ZM38 17H39V16H38ZM51 17H52V16H51ZM80 17H81V16H80ZM153 17H155V16H153ZM249 17H251V16H249ZM26 18H28V17H26ZM41 18H42V17H41ZM88 18H89V17H87V19H88ZM125 18H126V17H125ZM131 18H132V17H131ZM131 18H130V19H131ZM246 18H247V17H246ZM257 18H258V17H257ZM263 18H264V17H263ZM3 19H4V18H3ZM14 19H15V18H14ZM29 19H30V17H29ZM45 19H46V18H45ZM54 19H55V18H54ZM74 19H75V18H74ZM87 19H86V20H87ZM90 19H91V18H90ZM113 19H115V18H113ZM121 19H122V18H121ZM127 19H128V18H127ZM127 19H125V20H127ZM133 19H134V17H133ZM146 19L148 20L149 18H146ZM146 19H144V20H146ZM151 19H152V18H151ZM261 19H262V18H261ZM261 19H259V20H261ZM18 20H19V19H18ZM18 20H17V21H18ZM39 20H40V17H39ZM43 20H44V19H43ZM57 20H58V19H57ZM83 20H85V19H83ZM122 20H123V19H122ZM149 20H150V19H149ZM157 20H158V19H157ZM164 20H165V18H164ZM166 20L168 21V19H166ZM179 20H181V19H179ZM240 20H242V19L240 18ZM252 20H253V19H252ZM257 20H258V19H257ZM34 21H35V20H34ZM50 21H52V20H50ZM54 21H55V20H54ZM77 21H78V20H77ZM89 21H90V20H89ZM154 21H155V20H154ZM154 21H153V22H154ZM175 21H176V20H175ZM244 21H245V20H244ZM246 21H247V20H246ZM250 21H251V20H250ZM262 21H263V20H262ZM262 21H261V22H262ZM13 22H14V21H13ZM18 22H19V21H18ZM23 22H24V21H23ZM23 22H22V23H23ZM79 22H82V21H79ZM91 22H92V21H91ZM143 22H146V21H143ZM150 22H151V21H150ZM172 22H173V21H172ZM227 22H228V21H227ZM242 22H243V21H242ZM251 22H252V21H251ZM256 22H257V21H255V24H256ZM26 23H27V21H26ZM36 23H37V22H36ZM51 23H52V22H51ZM77 23H78V22H77ZM82 23H83V22H82ZM87 23H89V22L87 21ZM148 23H149V22H148ZM163 23H164V22H163ZM189 23H190V22H189ZM189 23H188V24H189ZM237 23H240V21H239V22L237 21ZM248 23H249V22H248ZM258 23H259V22H258ZM20 24H21V23H20ZM27 24H28V23H27ZM33 24H34V23H33ZM48 24H49V23H48ZM57 24H58V23H57ZM61 24H62V23H61ZM61 24H60V25H61ZM115 24H116V23H115ZM118 24H119V23H118ZM140 24H141V23H140ZM140 24H139V25H140ZM142 24H143V23H142ZM157 24H158V22H157ZM183 24H185V21H184ZM186 24H187V23H186ZM225 24H226V23H225ZM240 24H241V23H240ZM245 24H246V23H245ZM253 24H254V23H253ZM260 24H261V23H260ZM17 25H18V24H17ZM23 25H24V24H22V27H23ZM52 25H53V24H52ZM78 25H79V24H78ZM95 25H96V24H95ZM107 25H108V23H107ZM113 25H114V24H113ZM135 25H136V24H135ZM139 25H138V27H139ZM145 25H146V24H145ZM148 25H149V24H147V26H148ZM151 25H152V24H151ZM176 25H177V24H176ZM231 25H232V23H231ZM235 25H236V24H235ZM241 25H242V24H241ZM3 26H4V25H3ZM34 26H35V25H34ZM55 26H56V25H55ZM55 26H54V27H55ZM57 26H58V25H57ZM61 26H62V25H61ZM65 26H66V25H65ZM74 26H75V25H74ZM117 26H118V25H117ZM117 26H116V27H117ZM126 26H127V25H126ZM162 26H163V25H162ZM239 26H240V25H239ZM6 27H7V26H6ZM66 27H67V26H66ZM80 27H81V26H80ZM135 27H136V26H135ZM144 27H145V26H144ZM150 27H151V26H150ZM152 27H153V26H152ZM184 27H185V26H184ZM193 27H194V26H193ZM204 27H205V26H204ZM257 27H258V26H257ZM20 28H21V27H20ZM28 28H29V27H28ZM33 28H34V27H33ZM48 28H49V27H48ZM63 28H64V27H63ZM89 28H90V27H89ZM98 28H99V27H98ZM109 28H110V27H109ZM114 28H115V26H114ZM187 28H188V27H187ZM197 28H198V27H197ZM197 28H196V29H197ZM225 28H226V27H225ZM231 28H232V26H231ZM250 28H252V27H250ZM255 28H256V26H255ZM12 29H13V28H12ZM40 29H41V28H40ZM50 29H51V28H50ZM74 29H75V28H74ZM99 29H100V28H99ZM117 29H118V28H117ZM134 29H135V28H134ZM138 29H139V28H138ZM146 29H147V28H146ZM175 29H176V28H175ZM196 29H195V30H196ZM256 29H257V28H256ZM0 30H1V29H0ZM2 30H3V29H2ZM19 30H20V29H19ZM22 30H23V29H22ZM61 30H63V29H61ZM68 30H69V29H68ZM139 30H140V29H139ZM143 30H144V28H143ZM147 30H149V29H147ZM151 30H152V28H151ZM172 30H173V29H172ZM177 30H178V29H177ZM183 30H184V29H183ZM183 30H182V31H183ZM191 30H192V29H191ZM205 30H206V29H205ZM234 30H235V29H234ZM252 30H253V29H252ZM260 30H261V29H260ZM262 30H263V29H262ZM262 30H261V31H262ZM13 31H14V30H13ZM13 31H12V32H13ZM23 31H24V30H23ZM23 31H22V32H23ZM26 31H27V30H26ZM77 31H78V30H77ZM93 31H94V30H93ZM111 31H112V30H111ZM135 31H136V30H135ZM149 31H150V30H149ZM182 31H181V32H182ZM208 31H209V30H208ZM208 31H207V32H208ZM232 31H233V29H232ZM236 31H237V30H236ZM246 31H248V29H247ZM250 31H251V30H250ZM257 31H258V29H257ZM62 32H63V31H62ZM68 32H69V31H68ZM141 32H143V31H140V33H141ZM144 32H145V31H144ZM179 32H180V29H179ZM204 32H205V31H204ZM210 32H211V31H210ZM262 32H263V31H262ZM3 33H4V32H3ZM26 33H27V32H26ZM30 33H31V32H30ZM37 33H38V32H37ZM40 33H41V32H40ZM45 33H47V32H45ZM72 33H73V32H72ZM138 33H139V32H138ZM140 33H139V34H140ZM147 33H148V32H147ZM147 33H145V35H146ZM171 33H172V32H171ZM177 33H178V32H177ZM189 33H190V32H189ZM191 33H192V32H191ZM236 33H237V32H236ZM241 33H244V32H241ZM254 33H255V31H254ZM257 33H259V31H258ZM0 34H1V33H0ZM9 34H10V32H9ZM20 34H21V32H20ZM64 34H65V33H64ZM64 34H62V35H64ZM93 34H94V32H93ZM113 34H114V31H113ZM173 34H174V33H173ZM175 34H176V33H175ZM187 34H188V33H187ZM193 34H194V33H193ZM205 34H206V33H205ZM238 34H239V32H238ZM248 34H249V33H248ZM27 35H28V34H27ZM50 35H51V34H50ZM58 35H59V34H58ZM71 35H72V34H71ZM83 35H84V34H83ZM116 35H118V34H116ZM116 35H115V36H116ZM189 35H190V34H189ZM189 35H187V36H189ZM191 35H192V34H191ZM196 35H197V34H196ZM200 35H201V34H200ZM208 35H209V34H208ZM212 35H214V34H212ZM240 35H242V34H240ZM7 36H8V35H7ZM7 36H6V37H7ZM10 36H11V35H10ZM129 36H130V35H129ZM146 36H147V35H146ZM148 36H149V35H148ZM150 36H151V35H150ZM178 36H179V35H178ZM201 36H202V35H201ZM203 36H204V35H203ZM203 36L201 37L202 39H203ZM215 36H216V34H215ZM247 36H248V35H247ZM260 36H261V35H260ZM263 36H264V35H263ZM38 37H39V36H38ZM61 37H62V36H61ZM61 37H60V38H61ZM63 37H64V36H63ZM111 37H112V36H111ZM151 37L153 38V36H151ZM156 37H157V36H155L154 39H155ZM176 37H177V36H176ZM194 37H195V36H194ZM25 38H26V37H25ZM52 38H53V37H52ZM120 38H121V37H120ZM128 38H129V37H128ZM128 38H126V39L128 40ZM139 38H140V37H139ZM144 38H145V37H144ZM190 38H191V37H190ZM197 38H198V37H197ZM205 38H207V37H205ZM216 38H218V37L216 36ZM262 38H263V37H262ZM2 39H3V38H2ZM4 39H5V38H4ZM4 39H3V40H4ZM8 39H10V38H8ZM32 39H33V38H32ZM58 39H59V38H58ZM63 39H64V38H63ZM96 39H97V38H96ZM108 39H109V38H108ZM114 39H115V38H114ZM118 39H119V38H118ZM121 39H122V38H121ZM129 39H130V38H129ZM154 39H153V41H154ZM185 39H186V36H185ZM198 39H199V38H198ZM198 39H197V40H198ZM207 39H208V38H207ZM6 40H7V39H6ZM10 40H11V39H10ZM10 40H9V41H10ZM30 40H31V39H30ZM104 40H105V39H104ZM104 40H103V41H104ZM109 40H110V39H109ZM119 40H120V39H119ZM130 40H131V39H130ZM137 40H138V38H136V41H137ZM155 40H156V39H155ZM187 40H188V39H187ZM213 40H214V39H213ZM213 40H212V41H213ZM19 41H20V40H19ZM21 41H22V40H21ZM33 41H34V40H33ZM128 41H129V40H128ZM132 41H133V40H132ZM136 41H135V43H136ZM139 41H140V40H139ZM192 41H193V40H192ZM212 41H211V42H212ZM239 41H240V40H239ZM7 42H8V41H7ZM36 42H38V41H36ZM62 42H63V41H62ZM97 42H98V41H97ZM99 42H100V41H99ZM101 42H102V41H101ZM129 42H130V41H129ZM140 42H141V41H140ZM140 42H139V43H140ZM144 42H146V41H144ZM147 42H148V41H147ZM189 42H190V40H189ZM209 42H210V41H209ZM243 42H245V41H243ZM247 42L249 43L250 41H247ZM11 43H12V42H11ZM14 43H15V42H14ZM49 43H50V42H49ZM51 43H52V42H51ZM79 43H80V42H78V44H79ZM113 43H114V42H113ZM116 43H117V42H116ZM116 43H115V44H116ZM127 43H128V42H127ZM127 43H126V44H127ZM142 43H143V42H142ZM148 43H149V42H148ZM148 43H147V44H148ZM152 43H153V42H152ZM170 43H171V42H170ZM172 43H173V42H172ZM172 43H171V44H172ZM207 43H208V40H207ZM218 43H219V42H218ZM218 43H217V44H218ZM241 43H242V42H241ZM241 43H240V44H241ZM0 44H1V43H0ZM8 44H9V43H8ZM46 44H47V43H46ZM46 44H45V45H46ZM102 44H103V43H102ZM121 44H122V43H121ZM121 44H119V45H121ZM123 44H124V43H123ZM123 44H122V45H123ZM129 44H130V43H128V45H129ZM149 44H150V43H149ZM174 44H175V43H174ZM185 44H186V41H185ZM203 44H204V43H203ZM211 44H212V43H211ZM240 44L238 43L237 45H240ZM2 45H3V44H2ZM6 45H7V43H6ZM25 45H26V43H25ZM37 45H38V44H37ZM62 45H63V44H62ZM79 45H80V44H79ZM79 45H78V46H79ZM97 45H98V43H97ZM116 45H117V44H116ZM131 45H133V44H131ZM134 45H135V44H134ZM134 45H133V46H134ZM151 45H153V44H151ZM151 45H148V46H151ZM169 45H170V44H169ZM183 45H184V44H183ZM199 45H200V44H199ZM250 45H251V44H250ZM250 45H249V46H250ZM46 46H47V45H46ZM87 46H88V45H87ZM92 46H93V45H92ZM125 46H126V45H125ZM135 46H136V45H135ZM153 46H154V45H153ZM179 46H180V45H179ZM214 46H215V45H214ZM246 46H248V45H246ZM249 46H248V47H249ZM13 47H14V46H13ZM15 47H16V46H15ZM24 47H25V46H24ZM24 47H23V48H24ZM41 47H42V45H41ZM49 47H50V46H49ZM72 47H73V46H72ZM81 47H82V46H81ZM123 47H124V46H123ZM127 47H128V46H127ZM138 47H140V46H138ZM142 47H143V46H142ZM142 47H140V49H141ZM163 47H164V46H163ZM166 47H168V46L166 45ZM177 47H178V45H177ZM177 47H175V48H177ZM198 47H199V46H197V48H198ZM212 47H213V45H212ZM218 47H219V45H218ZM222 47H223V46H222ZM240 47H241V46H240ZM257 47H258V46H257ZM257 47H255V48H257ZM35 48H37V47H35ZM53 48H54V47H53ZM55 48H56V47H55ZM86 48H87V47H86ZM171 48H172V47H171ZM179 48H180V47H179ZM183 48H184V47H183ZM214 48H215V47H214ZM214 48H213V49H214ZM243 48H244V47H243ZM6 49H7V50H6ZM37 49H38V48H37ZM45 49H46V48H45ZM59 49H61V48L59 47ZM63 49H64V48H63ZM100 49H101V48H100ZM135 49H136V47H135ZM151 49H152V48H151ZM164 49H165V48H164ZM200 49H201V48H200ZM200 49H198V50H200ZM220 49H221V47H220ZM222 49H223V48H222ZM0 50H1V49H0ZM34 50H35V49H34ZM80 50H81V49H80ZM122 50H123V49H122ZM126 50H127V49H126ZM132 50H133V49H132ZM152 50H153V49H152ZM155 50H156V49H155ZM155 50H154V51H155ZM161 50H162V49H161ZM167 50H168V49H167ZM178 50H179V49H178ZM211 50H212V49H211ZM249 50H250V49H249ZM253 50H254V49H253ZM253 50H252V51H253ZM259 50H260V49H259ZM2 51H3L5 54H9V55L16 53V51H14L13 49H8V48H3ZM32 51H33V50H32ZM52 51H53V50H52ZM56 51H57V50H56ZM58 51H59V50H58ZM85 51H86V53H87V50H85ZM100 51H101V50H100ZM140 51H141V50H140ZM140 51H139V52H140ZM145 51H147V50H145ZM168 51H169V50H168ZM168 51H167V52H168ZM175 51H176V50H175ZM179 51H180V50H179ZM179 51H178V52H179ZM205 51H207V50H205ZM240 51H241V50H240ZM41 52H42V51H41ZM43 52H44V51H43ZM45 52H46V51H45ZM48 52H49V50H48ZM71 52H72V51H71ZM98 52H99V51H98ZM121 52H122V51H121ZM157 52H158V51H157ZM159 52H160V51H159ZM211 52H212V51H211ZM220 52H221V51H220ZM237 52H239V49H238V48H237ZM243 52H244V51H243ZM246 52H247V51H246ZM255 52H256V50H255ZM81 53H82V52H81ZM88 53H89V52H88ZM111 53H112V52H111ZM116 53H118V52H116ZM119 53H120V52H119ZM132 53H133V52H132ZM136 53H137V52H136ZM161 53H162V52H161ZM172 53H173V52H172ZM209 53H210V51H209ZM212 53H213V52H212ZM214 53H215V52H214ZM17 54H19V53H17ZM40 54H41V53H40ZM45 54H46V53H45ZM55 54H57V53H55ZM100 54H101V53H100ZM109 54H110V53H109ZM109 54H108V55H109ZM112 54H113V53H112ZM166 54L168 55V53H166ZM170 54H171V53H170ZM237 54H238V53H237ZM247 54H248V53H247ZM250 54H251V53H250ZM250 54H249V56H250ZM260 54H263V53H260ZM21 55H22V54H21ZM32 55H33V54H32ZM32 55H31V56H32ZM36 55H37V54H36ZM46 55H48V53H47ZM60 55H61V54H60ZM80 55H81V54H79L78 56L80 57ZM108 55H107V56H108ZM138 55H139V54H138ZM162 55H163V53H162ZM180 55H181V54H180ZM183 55H184V54H183ZM215 55H216V54H215ZM219 55H220V53H219ZM219 55H218V56H219ZM239 55H243V54H239ZM239 55H238V56H239ZM6 56H7V55H6ZM29 56H30V55H29ZM29 56H28V58H30ZM48 56H49V55H48ZM68 56H69V55H68ZM76 56H77V55H76ZM88 56H90V55H88ZM98 56H99V55H98ZM114 56H115V55H114ZM150 56H151V55H150ZM173 56H174V55H173ZM245 56H246V55H245ZM261 56H262V55H261ZM261 56H260V57H261ZM44 57H45V55H44ZM51 57H52V56H51ZM111 57H112V59H113V56H111ZM135 57H136V56H135ZM139 57H140V56H139ZM141 57H142V56H141ZM141 57H140V58H141ZM174 57H176V56H174ZM178 57H179V56H178ZM212 57H213V55H212ZM220 57H221V56H220ZM220 57H219V58H220ZM225 57H226V56H225ZM251 57H252V56H251ZM3 58H4V57H3ZM3 58H2V59H3ZM10 58H11V57H10ZM10 58H8V59H10ZM26 58H27V57H26ZM26 58H24V59H26ZM59 58H61V57H59ZM131 58H133V57H131ZM163 58H164V57H163ZM165 58H166V57H165ZM165 58H164V59H165ZM226 58H227V57H226ZM241 58H242V57H241ZM244 58H245V57H244ZM248 58H250V57H248ZM2 59H1V60H2ZM24 59H23V60H24ZM33 59H34V58H33ZM69 59H70V58H69ZM84 59H85V58H84ZM87 59H88V58H87ZM108 59H109V57H108ZM115 59H117V58H115ZM121 59H122V58H121ZM121 59H120V60H121ZM125 59H126V58H125ZM128 59H129V58H128ZM128 59H126V60H128ZM134 59H135V58H134ZM143 59H144V58H143ZM178 59H179V58H178ZM210 59H211V58H210ZM215 59H216V56H215ZM237 59H238V58H237ZM250 59H251V58H250ZM252 59H253V57H252ZM254 59H256V57H254ZM6 60H7V59H6ZM19 60H20V59H19ZM38 60H39V59H38ZM74 60H75V59H74ZM106 60H107V59H106ZM123 60H124V59H123ZM146 60H147V59H146ZM148 60H149V59H148ZM154 60H155V59H154ZM217 60H218V59H217ZM220 60H221V58H220ZM257 60H258V59H257ZM24 61H25V60H24ZM55 61H56V60H55ZM68 61H69V60H68ZM141 61H142V60H141ZM152 61H153V60H152ZM165 61H166V60H165ZM172 61H174V60H172ZM244 61H246V60H244ZM260 61H261V60H260ZM42 62H43V60H42ZM42 62H40V63H42ZM52 62H53L52 64H54V61H52ZM66 62H67V60H66ZM108 62H109V61H108ZM113 62H115V60H114ZM120 62H122V61H120ZM157 62H158V61H157ZM160 62H161V61H160ZM175 62H176V61H175ZM186 62H187V61H186ZM226 62H227V61H226ZM233 62H234V64H235V60H234ZM246 62H247V61H246ZM249 62H250V61H249ZM258 62H259V60H258ZM258 62H256V63H257L256 65H258ZM21 63H22V62H21ZM55 63H56V62H55ZM75 63H76V62H75ZM90 63H91V62H90ZM90 63H89V64H90ZM145 63H146V62H145ZM150 63H151V62H150ZM150 63H148V64H150ZM158 63H159V62H158ZM158 63H157V64H158ZM164 63H166V62H164ZM228 63H229V62H228ZM259 63H260V62H259ZM24 64H26V63H24ZM24 64H23V65H24ZM34 64H35V63H34ZM47 64H48V63H47ZM50 64H51V63H50ZM50 64H49V65H50ZM52 64H51V66H53ZM63 64H64V63H63ZM85 64H86V63H85ZM85 64H84V65H85ZM111 64H113V63H111ZM111 64H110V66H108V68L111 67ZM116 64H117V63H116ZM120 64H122V63H120ZM154 64H155V63H154ZM154 64H153V65H154ZM157 64H156L155 66H157ZM161 64H162V63H161ZM166 64H167L168 67H169L170 64H169V63H166ZM166 64H165V65H166ZM185 64H186V63H185ZM224 64H225V63H224ZM236 64H237V63H236ZM251 64H252V63H251ZM18 65H20V63H18ZM58 65L60 66V64H58ZM58 65H57V66H58ZM64 65H65V64H64ZM66 65H67V63H66ZM75 65H77V64H75ZM124 65H125L126 68L123 67ZM124 65H121V68L127 69V66H126L127 64H124ZM167 65H166V66H167ZM171 65H172V64H171ZM171 65H170V66H171ZM175 65L178 66L177 64H175ZM240 65H241V63H240ZM242 65H243V63H242ZM259 65H260V64H259ZM28 66H29V63H28ZM62 66H63V65H62ZM106 66H107V65H106ZM117 66H118V65H117ZM119 66H120V65H119ZM162 66H163V65H162ZM173 66H174V65H173ZM176 66H175V67H176ZM189 66H191V65H189ZM229 66L232 67V65H229ZM233 66H234V65H233ZM236 66H239V65H236ZM251 66L253 67V65H251ZM24 67H26V66H24ZM53 67H54V66H53ZM80 67H81V65H80ZM112 67H113V66H112ZM112 67H111L110 69H112ZM149 67H150V66H149ZM171 67H172V66H171ZM184 67H187V66H184ZM184 67H183V68H184ZM193 67H194V66H193ZM224 67H225V65H224ZM247 67H248V66H247ZM19 68H20V67H19ZM21 68H22V67H21ZM43 68H44V67H43ZM43 68H42V70H43ZM76 68H77V67H76ZM152 68H153V71H154V67H152ZM158 68H159V66H158ZM194 68H195V67H194ZM235 68H236V67H235ZM239 68H241V67L239 66ZM249 68H250V67H249ZM249 68H247V70H248ZM254 68H255V66H254ZM87 69H88V68H87ZM155 69H157V67H156ZM165 69H166V68H164V70H165ZM186 69H187V68H186ZM195 69H196V68H195ZM221 69H222V68H221ZM23 70H24V72H25V69H23ZM33 70H35V69H33ZM37 70H38V69H37ZM65 70H66V69H65ZM76 70H78V69H76ZM115 70H117V69H116V65H115L114 71H115ZM121 70H122V69H121ZM128 70H129V69H128ZM148 70H149V69H148ZM158 70H159V69H158ZM158 70H157V71H158ZM175 70H176V69H175ZM193 70H194V69H193ZM193 70H192V71H193ZM225 70L227 71L226 68H225ZM225 70L223 69V72H224ZM232 70H233V69H232ZM245 70H246V68H245ZM245 70H244V72H245ZM247 70H246V71H247ZM252 70H253V68H252ZM252 70H249V71H252ZM254 70L256 71V69H254ZM19 71H20V69H19ZM21 71H22V70H21ZM28 71H29V70H28ZM28 71H27V72H28ZM66 71H67V70H66ZM71 71H72V70H71ZM169 71L171 72L172 70H169ZM181 71H182V69H181ZM31 72H32V74H34L33 71H31ZM36 72H37V71H36ZM42 72H43V71H42ZM64 72H65V71H64ZM118 72H120L122 75H125V74H123L121 71H118ZM126 72H127V71H126ZM154 72H155V71H154ZM163 72L165 73V71H163ZM172 72H173V71H172ZM198 72H199V71H198ZM235 72H236V71H235ZM242 72H243V70H242ZM247 72H248V71H247ZM15 73H16V72H15ZM29 73H30V72H29ZM38 73H39V71H38ZM40 73H41V72H40ZM43 73H44V72H43ZM62 73H63V71H62ZM68 73H69V72H68ZM78 73H79V72H78ZM82 73H83V72H82ZM135 73H136V72H135ZM147 73H148V72H147ZM156 73H157V72H156ZM160 73H161V72H160ZM164 73H162V74H164ZM231 73H232V72H231ZM231 73H230V74H231ZM233 73H234V72H233ZM238 73H239V72H238ZM250 73H253V72H250ZM3 74H4V73H3ZM47 74H48V73H47ZM64 74H65V73H64ZM127 74H128V73H127ZM132 74H133V73H132ZM165 74H166V73H165ZM170 74H171V73H170ZM170 74H169V76H170ZM175 74H176V73H175ZM186 74H187V73H186ZM186 74H185V75H186ZM197 74H198V73H197ZM200 74H201V73H200ZM221 74H222V73H221ZM243 74H244V73H243ZM248 74H249V73H248ZM255 74H256V73L254 72L253 75L255 76ZM262 74H263V73H262ZM35 75H36V74H34L33 76H35ZM40 75H41V74H39V76H40ZM45 75H46V74H45ZM73 75H74V74H73ZM167 75H168V74H167ZM171 75H174V74H171ZM193 75H194V74H193ZM209 75H210V74H209ZM226 75H227V73H226ZM249 75H250V74H249ZM259 75H260V74H259ZM1 76H2V75H1ZM15 76H16V75H15ZM27 76H28V75H27ZM31 76H32V75H31ZM37 76H38V75H37ZM46 76H47V75H46ZM49 76H50V75H49ZM51 76H52V75H51ZM64 76H65V75H64ZM75 76H76V75H75ZM130 76H131V75H130ZM142 76H143V75H142ZM155 76H156V75H155ZM175 76H176V75H175ZM175 76H174V77H175ZM177 76H179V75H177ZM181 76H182V74H181ZM203 76H204V75H203ZM240 76H241V75H240ZM242 76H243V75H242ZM263 76H264V74H263ZM44 77H45V76H44ZM140 77H141V75H140ZM146 77H147V76H146ZM158 77H159V76H158ZM158 77L156 76V78H158ZM164 77H165V76H164ZM182 77H183V76H182ZM210 77H211V76H210ZM245 77H246V76H245ZM4 78H5V76H4ZM122 78H123V76H122ZM125 78H126V77H125ZM138 78H139V77H138ZM165 78H166V77H165ZM180 78H181V77H180ZM192 78H193V76H192ZM194 78H195V77H194ZM228 78H229V77H227V79H228ZM2 79H3V78H2ZM17 79H18V77H17ZM43 79H44V78H43ZM54 79H55V78H54ZM62 79H63V78H61V80H62ZM66 79H67V78H66ZM66 79H65V80H66ZM73 79H74V78H73ZM73 79H72V80H73ZM169 79H171V77H170ZM181 79H182V78H181ZM181 79H180V80H181ZM197 79H198V78H197ZM197 79H195V80H197ZM205 79L207 80V78H205ZM205 79H204V80H205ZM229 79H230V78H229ZM245 79H246V78H245ZM259 79H260V77H259ZM15 80H16V79H15ZM40 80H41V79H40ZM55 80H56V79H55ZM124 80H125V79H124ZM142 80H143V79H142ZM152 80H153V79H151V81H152ZM159 80H160V79H159ZM159 80H158V81H159ZM171 80H172V79H171ZM176 80H177V79H176ZM178 80H179V79H178ZM185 80H186V79H185ZM195 80H194V81H195ZM199 80H200V78H199ZM201 80H202V78H201ZM208 80H209V79H208ZM233 80H234V79H233ZM256 80H257V79H256ZM21 81H22V80H21ZM58 81H59V80H58ZM76 81H77V80H76ZM76 81H75V82H76ZM80 81H81V80H80ZM140 81H141V80H140ZM166 81H167V80H166ZM166 81H165V82H166ZM181 81H182V80H181ZM230 81H231V80H230ZM249 81H250V78H249ZM5 82H6V81H5ZM53 82H54V81H53ZM78 82H79V81H78ZM141 82H142V81H141ZM147 82H148V81H147ZM176 82H178V81H176ZM179 82H180V81H179ZM184 82H185V81H184ZM206 82H207V81H206ZM208 82H209V81H208ZM246 82H248V81H246ZM246 82H244V83H246ZM257 82H258V80H257ZM16 83H17V82H16ZM42 83H43V82H42ZM155 83H156V82H155ZM168 83H169V82H168ZM186 83H187V82H186ZM192 83H194V82H192ZM192 83H191V84H192ZM200 83H201V81H200ZM236 83H237V82H236ZM241 83H242V82H241ZM251 83H252V82H251ZM258 83L260 84V82H258ZM59 84H61V83H59ZM65 84H66V83H65ZM142 84H143V83H142ZM147 84H148V83H147ZM176 84H177V83H176ZM183 84H184V83H183ZM218 84H219V83H218ZM238 84H239V83H238ZM259 84H258V85H259ZM61 85H62V84H61ZM109 85H111V84H109ZM113 85H114V84H113ZM132 85H133V84H132ZM139 85H140V84H139ZM187 85H189V84L187 83ZM216 85H217V84H216ZM219 85H220V84H219ZM232 85H234V84H232ZM236 85H237V84H236ZM236 85H235V86H236ZM239 85H241V84H239ZM251 85H253V84H251ZM251 85H250V86H251ZM10 86H11V85H10ZM17 86H18V85H17ZM17 86H16V87H17ZM68 86H69V83H68ZM135 86H136V85H135ZM146 86H147V85H146ZM149 86H150V85H149ZM155 86H156V84H155ZM174 86H175V85H174ZM194 86H195V85H194ZM229 86H230V85H229ZM263 86H264V85H263ZM71 87H72V85H71ZM77 87H78V86H77ZM79 87H80V86H79ZM138 87H139V86H138ZM183 87H186V86H183ZM187 87H188V86H187ZM191 87H193V86L191 85ZM232 87H233V86H232ZM251 87H253V89H255L257 86H256V87L251 86ZM68 88H69V87H68ZM115 88H117V87H115ZM153 88H154V87H153ZM153 88H152V89H153ZM189 88H190V85H189ZM216 88H217V87H216ZM219 88H220V87H219ZM221 88H222V87H221ZM234 88H236V87H234ZM243 88H244V87H243ZM8 89H9V88H8ZM64 89H66V88H64ZM73 89H74V87H73ZM75 89H76V88H75ZM118 89H119V88H118ZM167 89H168V88H167ZM170 89H171V88H170ZM185 89H186V88H185ZM232 89H233V88H232ZM237 89H238V88H237ZM68 90H70V89H68ZM129 90H130V89H129ZM131 90H132V89H131ZM156 90L159 92L158 89H156ZM175 90H176V89H175ZM179 90H181V89L179 88ZM182 90H183V89H182ZM182 90H181V91H182ZM188 90H189V89H188ZM191 90H193V89H191ZM198 90H199V89H198ZM227 90H228V89H227ZM229 90H230V89H229ZM233 90H235V89H233ZM238 90H239V89H238ZM248 90H249V89H248ZM258 90H260V89L258 88ZM6 91H8V90H6ZM61 91H62V89H61ZM196 91H197V90H196ZM68 92H69V91H68ZM81 92H82V91H81ZM81 92H80V93H81ZM85 92H86V91H85ZM122 92H123V91H122ZM128 92H129V91H128ZM134 92H135V91H134ZM150 92H151V91H150ZM158 92H157V94H158ZM176 92H177V91H176ZM187 92H188V91H187ZM192 92H194V91H192ZM206 92H207V91H206ZM217 92H218V91H217ZM228 92H229V91H228ZM237 92H239V91H237ZM237 92H236V93H237ZM246 92H247V90H246ZM250 92H251V91H250ZM10 93H11V92H10ZM71 93H72V91H71ZM78 93H79V92H78ZM78 93H77V96H78ZM86 93H88V92H86ZM120 93H121V92H120ZM135 93H136V92H135ZM135 93H134V94H135ZM154 93H155V92H154ZM180 93H181V92H180ZM199 93H200V92H199ZM203 93H204V92H203ZM218 93H219V92H218ZM248 93H249V92H248ZM253 93H255V92H252V94H253ZM39 94H40V93H39ZM125 94H126V92H125ZM131 94H132V93H131ZM151 94H152V93H151ZM172 94H173V93H172ZM176 94H177V93H176ZM189 94H190V92H189ZM197 94H198V93H197ZM216 94H217V93H216ZM231 94H233V92H232ZM238 94H239V93H238ZM246 94H247V93H246ZM250 94H251V93H250ZM69 95H71V94H69ZM138 95H140V94H138ZM138 95H137V96H138ZM142 95H143V94H142ZM174 95H175V94H174ZM181 95H182V94H181ZM185 95H186V94L184 93L183 96H185ZM190 95H191V94H190ZM253 95H254V94H253ZM71 96H72V95H71ZM73 96H74V95H73ZM77 96H76V97H77ZM80 96H81V95H80ZM89 96L91 97V95H89ZM125 96H126V95H125ZM176 96H177V95H176ZM222 96H224V95L222 94ZM235 96H237V95H235ZM243 96H244L243 98H246V97H247V95H243ZM245 96H246V97H245ZM248 96H249V95H248ZM257 96H258V95H257ZM67 97H68V96H67ZM126 97H127V96H126ZM132 97H133V96H132ZM132 97H131V98H132ZM139 97H140V96H139ZM150 97H152V96H150ZM159 97H160V96H159ZM170 97H172V96L170 95ZM173 97H175V96H173ZM197 97H198V96H197ZM211 97H212V96H211ZM252 97H253V96H252ZM263 97H264V96H263ZM5 98H6V97H5ZM51 98H52V97H51ZM65 98H66V97H65ZM68 98H70V97H68ZM74 98H75V97H74ZM74 98H73V99H74ZM82 98H83V97H82ZM128 98H129V97H128ZM156 98H157V97H156ZM161 98H162V96H161ZM165 98H166V97H165ZM183 98H184V97H183ZM183 98H182V99H183ZM187 98H190L188 94H187ZM200 98H201V97H200ZM207 98H209V97H207ZM218 98H219V97H218ZM238 98H239V97H238ZM243 98H242V99H243ZM35 99H36V98H35ZM48 99H50V98H48ZM86 99H87V98H86ZM88 99H89V98H88ZM91 99H92V98H91ZM166 99H167V98H166ZM176 99H177V98H176ZM191 99H192V98H191ZM139 100H140V99H139ZM141 100H142V99H141ZM192 100H193V99H192ZM217 100H218V99H217ZM222 100H223V99H222ZM78 101H79V100H78ZM80 101H81V100H80ZM130 101H131V99H130ZM156 101H157V100H156ZM188 101H189V100H188ZM190 101H191V100H190ZM208 101H209V100H208ZM208 101H207V102H208ZM6 102H8V100H7ZM64 102H65V100H64ZM69 102H70V101H69ZM87 102H89V101H87ZM87 102H86V103H87ZM143 102H144V101H143ZM148 102H149V101H148ZM160 102H161V101H160ZM186 102H187V101H186ZM199 102H200V101H199ZM205 102H206V101H205ZM241 102H242V101H241ZM82 103H84V102H82ZM141 103H142V102H141ZM222 103H223V102H222ZM33 104H34V103H33ZM76 104H77V103H76ZM154 104H155V103H154ZM177 104H178V103H177ZM179 104H180V103H179ZM199 104H200V103H199ZM204 104H205V103H204ZM260 104H262V106H263V103H260ZM34 105H35V104H34ZM81 105H82V104H81ZM93 105H94V104H93ZM95 105H96V103H95ZM163 105H164V104H163ZM181 105H182V104H181ZM217 105H218V104H217ZM256 105H257V104H256ZM96 106H97V105H96ZM99 106H100V105H99ZM145 106H146V105H145ZM184 106H185V105H184ZM32 107H33V106H32ZM50 107H51V106H48L47 108L49 109ZM77 107H78V106H77ZM108 107H109V106H108ZM168 107H169V106H168ZM213 107H214V106H213ZM218 107H219V106H218ZM226 107H227V106H226ZM241 107H242V106H241ZM254 107H255V106H254ZM12 108H13V107H12ZM19 108H20V107H19ZM30 108H31V107H30ZM86 108H87V106H86ZM86 108H85V109H86ZM94 108H95V107H94ZM98 108H101V107H98ZM158 108H159V106H158ZM172 108H173V107H172ZM179 108H180V107H179ZM181 108H182V107H181ZM191 108H192V107H191ZM223 108H225V107H223ZM259 108H260V107H259ZM8 109H9V108H8ZM31 109H32V108H31ZM31 109H29V110H31ZM56 109H58V108L56 107ZM78 109H79V108H78ZM83 109H84V108H83ZM101 109H102V108H101ZM111 109H112V108H111ZM111 109H110V110H111ZM144 109H145V108H144ZM159 109H161V108H159ZM214 109H215V108H214ZM216 109H217V107H216ZM221 109H222V108H221ZM257 109H258V108H257ZM4 110H5V109H4ZM16 110H17V109H16ZM75 110H76V109H75ZM79 110H80V109H79ZM90 110H91V109H90ZM113 110H114V109H113ZM116 110H117V109H116ZM149 110H150V109H149ZM149 110H148V111H149ZM153 110H154V109H153ZM176 110H177V109H176ZM178 110H179V109H178ZM231 110H233V109H231ZM231 110H230V111H231ZM259 110H260V109H259ZM262 110H263V109H262ZM0 111H1V110H0ZM5 111H6V110H5ZM7 111H8V110H7ZM12 111H13V110H12ZM77 111H78V110H76V112H77ZM143 111H144V110H143ZM202 111H203V110H202ZM230 111H229V112H230ZM251 111H252V110H251ZM22 112H23V111H22ZM49 112H50V113H49L50 115H54V116H56V114L54 113V111H49ZM103 112H104V111H103ZM107 112H108V111H107ZM130 112H131V111H130ZM161 112H162V110H161ZM214 112H215V111H214ZM220 112H221V111H220ZM229 112H228V113H229ZM232 112H233V111H232ZM154 113H155V112H154ZM158 113H160V112H158ZM209 113H210V112H209ZM221 113H222V112H221ZM10 114H11V113H10ZM106 114H107V113H105V115H106ZM193 114H194V113H193ZM214 114H215V113H214ZM234 114H235V113H234ZM253 114H254V113H253ZM17 115H18V113H17ZM24 115H25V113H24ZM45 115H46V114H45ZM93 115H94V114H93ZM160 115H161V114H160ZM182 115H183V114H182ZM211 115H212V114H211ZM227 115H229V114H226V117H227ZM237 115H238V113H237ZM237 115L235 114V116H237ZM0 116H1V115H0ZM12 116H13V115H12ZM22 116H23V115H22ZM101 116H102V114H101ZM215 116H216V115H215ZM217 116H218V115H217ZM224 116H225V115H224ZM232 116H234V115H232ZM238 116H239V115H238ZM248 116H249V115H248ZM250 116H251V115H250ZM4 117H5V116H4ZM10 117H11V116H10ZM81 117H82V116H81ZM221 117H222V115H221ZM221 117H219V118H221ZM251 117H252V116H251ZM255 117H256V116H255ZM13 118H14V117H13ZM18 118H20V117L18 116ZM54 118H55V117H54ZM58 118H60V117H58ZM67 118H68V117H67ZM113 118H114V117H113ZM179 118H183V117H180V116H179ZM211 118H212V117H211ZM211 118H210V119H211ZM219 118H218V119H219ZM235 118H238V117H235ZM0 119H1V118H0ZM8 119H9V118H8ZM132 119H133V118H132ZM216 119H217V118H216ZM216 119L214 118V120H216ZM223 119H224V118H223ZM6 120H7V119H6ZM17 120H18V119H17ZM241 120H242V118H241ZM204 121H205V120H204ZM207 121H208V120H207ZM15 122H16V121H15ZM66 122H67V121H66ZM70 122H71V121H70ZM136 122H137V121H136ZM139 122H140V121H139ZM141 122H142V121H141ZM141 122H140V123H141ZM143 122H144V121H143ZM244 122H245V121H244ZM89 123H90V122H89ZM225 123H226V122H225ZM237 123H238V122H237ZM239 123H240V121H239ZM12 124H13V123H12ZM19 124H20V123H19ZM72 124H73V123H72ZM86 124H88V122H87ZM240 124H241V123H240ZM249 124H250V123H249ZM249 124H248V126H249ZM253 124H254V123H253ZM5 125H6V124H5ZM5 125H4V126H5ZM82 125H83V124H82ZM204 125H205V124H204ZM211 125H212V124H211ZM211 125L208 126V127H210V129H211V127H212ZM225 125H226V124H225ZM235 125H236V124H235ZM246 125H247V124H246ZM1 126H2V125H1ZM71 126H72V125H71ZM133 126H134V125H133ZM133 126H132V127H133ZM137 126H138V125H137ZM142 126H143V125H142ZM227 126H228V125H227ZM238 126H239V125H238ZM5 127H6V126H5ZM77 127H78V126H77ZM88 127H89V126H88ZM88 127H87V128H88ZM121 127H122V126H121ZM246 127H247V126H246ZM249 127H251V126H249ZM17 128H18V127H17ZM70 128H71V127H70ZM93 128H94V127H93ZM118 128H119V127H118ZM118 128H117V129H118ZM133 128H134V127H133ZM139 128H140V127H139ZM147 128H148V127H147ZM197 128H198V127H197ZM212 128H213V127H212ZM223 128H224V127H223ZM2 129H3V128H2ZM14 129H15V128H14ZM81 129H82V128H81ZM84 129H85V128H84ZM88 129H89V128H88ZM100 129H101V127H100ZM134 129H135V128H134ZM137 129H138V128H137ZM150 129H151V128H150ZM204 129H205V128H204ZM210 129H209V130H210ZM230 129H231V127H230ZM242 129H243V128H242ZM15 130H16V129H15ZM18 130H19V129H18ZM220 130H221V128H220ZM231 130H232V129H231ZM5 131H6V130H5ZM8 131H9V130H8ZM74 131H75V130H74ZM83 131H84V130H83ZM87 131H89V130H87ZM139 131H140V130H138V132H139ZM154 131H155V130H154ZM207 131H208V130H207ZM212 131H213V130H212ZM242 131H243V130H242ZM90 132H91V131H90ZM120 132H122V131H120ZM146 132H147V131H146ZM148 132H149V131H148ZM151 132H152V131H151ZM151 132H150V133H151ZM204 132H206V131H204ZM215 132H216V131H215ZM224 132H225V131H224ZM243 132H245V131H243ZM81 133H82V132H81ZM98 133H99V132H98ZM101 133H102V132H101V130H100V134H101ZM117 133H118V131H117ZM150 133H149V135H150ZM153 133H154V132H153ZM153 133H152V134H153ZM206 133H207V132H206ZM220 133H221V131H220ZM229 133H230V132H229ZM15 134H16V133H15ZM91 134H92V132H91ZM102 134H104V133H102ZM119 134H120V133H119ZM135 134H136V133H135ZM141 134H142V133H141ZM155 134H157V133H155ZM212 134H213V133H212ZM218 134H219V133H218ZM240 134H241V133H240ZM243 134H244V133H243ZM5 135H8V134H7L6 132L0 130V136H5ZM19 135H21V134H19ZM64 135H65V134H64ZM72 135H73V134H72ZM93 135H95L94 132H93ZM108 135H109V134H108ZM114 135H115V134H114ZM215 135H216V134H215ZM229 135H230V134H229ZM241 135H242V134H241ZM66 136H67V135H66ZM102 136H103V135H102ZM105 136H106V135H105ZM105 136H104L103 138H105ZM112 136H113V135H111L110 137H112ZM120 136H121V135H120ZM144 136H145V135H144ZM144 136H142L141 138H144ZM205 136H206V134H205ZM6 137H7V136H6ZM19 137H20V136H19ZM23 137H24V136H23ZM45 137H46V136H45ZM74 137H75V136H74ZM115 137H116V136H115ZM146 137H147V136H146ZM146 137H145V138H146ZM210 137H212V136H210ZM7 138H8V137H7ZM12 138H13V135H12ZM65 138H66V137H65ZM106 138H107V137H106ZM106 138H105V139H106ZM113 138H114V136H113ZM113 138H111V139H113ZM119 138H120V137H119ZM151 138H153V137L151 136ZM154 138H155V137H154ZM220 138H224V137H220ZM220 138H219V139H220ZM233 138H234V137H233ZM46 139H47V138H46ZM109 139H110V138H109ZM138 139L140 140V138H138ZM147 139H149V138H147ZM147 139H146V140H147ZM226 139H227V138H226ZM231 139H232V138H231ZM2 140H3V139H2ZM15 140H16V139H15ZM48 140H50V139H48ZM18 141H19V140H18ZM50 141H51V140H50ZM103 141H104V140H103ZM105 141H106V140H105ZM111 141H112V140H111ZM118 141H120V140H118ZM143 141H145V140L142 139V144H143ZM150 141H151V140H149V142H150ZM152 141H154V140H152ZM222 141H223V140H222ZM227 141H228V140H227ZM108 142H109V141L107 140V143H108ZM112 142H113V141H112ZM105 143H106V142H105ZM221 143H222V142H221ZM224 143H225V142H224ZM18 144H19V143H18ZM41 144H42V146L44 145L43 143H41ZM115 144H117V143H115ZM123 144H124V143H123ZM139 144H140V143H139ZM20 145H21V143H20ZM121 145H122V144H121ZM16 146H17V144H16ZM24 146H25V145H24ZM111 146H112V145H111ZM116 146H117V145H116ZM136 146H137V145H136ZM140 146H141V145H140ZM147 146H148V145H147ZM7 147H8V146H7ZM45 147H46V146H45ZM114 147H115V146H114ZM134 147H135V146H134ZM192 147H193V145H192ZM4 148H5V147H4ZM25 148H26V147H25ZM36 148H37V147H36ZM119 148H121V147H119ZM141 148H142V147H141ZM11 149H12V148H11ZM16 149H17V148H16ZM18 149H20V148H18ZM21 149H22V148H21ZM21 149L18 150V151H22V150H24V149H22V150H21ZM122 149H123V148H122ZM122 149H121V150H122ZM127 149H128V148H127ZM130 149H131V148H130ZM139 149H140V148H139ZM7 150H8V149H7ZM37 150H39V149H37ZM110 150H111V149H110ZM118 150H120V149H118ZM123 150H124V149H123ZM11 151H12V150H11ZM24 151H27V149L24 150ZM53 151H54V150H53ZM64 151H65V150H64ZM79 151H80V150H79ZM89 151H90V150H89ZM129 151H130V150H129ZM137 151H138V150H137ZM149 151H150V150H149ZM9 152H10V151H9ZM35 152H36V151H35ZM40 152H41V151H40ZM50 152H51V151H50ZM55 152H56V150H55ZM70 152H71V151H70ZM111 152H112V150H111ZM122 152H123V151H122ZM122 152H121V153H122ZM124 152H125V151H124ZM126 152H127V151H126ZM16 153H17V152H16ZM20 153H21V152H20ZM43 153H45V152H43ZM53 153H54V152H53ZM60 153H61V152H60ZM71 153H72V152H71ZM84 153H85V152H84ZM129 153H132V152H129ZM160 153H162V152H160ZM165 153H166V152H165ZM11 154H12V153H11ZM17 154H19V153H17ZM17 154H15V155H17ZM33 154H34V153H33ZM35 154H36V153H35ZM41 154H42V153H41ZM107 154H108V153H107ZM141 154H142V153H141ZM143 154H144V153H143ZM175 154H176V153H175ZM38 155H39V154H38ZM45 155H46V154H45ZM54 155H55V153H54ZM56 155H57V154H56ZM84 155H86V154H84ZM89 155H90V154H89ZM91 155H92V154H91ZM91 155H90V156H91ZM115 155H116V154H115ZM136 155H137V154H136ZM136 155H135V156H136ZM164 155H165V154H164ZM171 155H173V154H171ZM19 156H20V155H19ZM48 156H49V155H48ZM48 156H47V157H48ZM50 156H51V155H50ZM57 156H58V155H57ZM61 156L64 157V155H61ZM92 156H93V155H92ZM135 156H134V157H135ZM158 156L160 157V154H159ZM178 156H179V155H178ZM25 157H26V156H25ZM28 157H29V156H28ZM30 157H31V156H30ZM33 157H34V156H33ZM35 157H36V156H35ZM162 157H163V156H162ZM167 157H168V156H167ZM171 157H172V156H171ZM176 157H177V156H176ZM52 158H53V156H52ZM58 158H59V157H58ZM65 158H66V157H65ZM65 158H64V159H65ZM92 158H93V157H92ZM157 158H158V157H157ZM165 158H166V157H165ZM180 158H181V157H180ZM45 159H46V158H45ZM168 159H170V158H168ZM171 159H172V158H171ZM173 159H174V158H173ZM177 159H178V158H177ZM14 160H15V159H14ZM20 160H21V159H20ZM27 160L29 161V159H27ZM38 160H39V159H38ZM49 160H50V158H49ZM51 160H52V159H51ZM53 160H54V159H53ZM65 160H66V159H65ZM72 160H73V159H72ZM91 160H92V159H91ZM164 160H165V159H164ZM41 161H42V160H41ZM59 161H60V160H59ZM62 161H63V160H62ZM93 161H94V159H93ZM158 161H159V160H158ZM18 162H19V161H18ZM33 162H34V161H33ZM52 162H56V163H57V161H52ZM52 162H51V163H52ZM63 162H64V161H63ZM73 162H74V161H73ZM97 162H98V161H97ZM178 162H179V161H178ZM182 162H183V161H182ZM3 163H4V162H3ZM24 163H26V162H24ZM31 163H32V161H31ZM34 163H35V162H34ZM94 163H95V161H94ZM111 163H112V162H111ZM160 163H161V162H160ZM172 163H173V162H172ZM176 163H177V160H176ZM21 164H22V160H21ZM36 164H37V163H36ZM36 164H35V165H36ZM58 164H59V162H58ZM63 164H64V163H63ZM73 164H74V163H72V165H73ZM106 164H107V163H106ZM157 164H159V163H157ZM157 164H156V165H157ZM177 164H178V163H177ZM1 165H2V163H1ZM1 165H0V166H1ZM4 165H5V164H3L2 166L4 167ZM32 165L34 166V164H32ZM32 165H31V166H32ZM49 165H50V164H49ZM76 165H77V164H76ZM76 165H75V166H76ZM137 165H139V164H137ZM2 166H1V167H2ZM38 166H39V164H38ZM60 166H61V165H60ZM83 166H84V164H83ZM91 166H92V165H91ZM99 166H100V165H99ZM107 166H108V165H107ZM21 167H22V166H21ZM24 167H25V166H24ZM47 167H48V166H47ZM61 167H62V166H61ZM71 167H72V166H71ZM86 167H87V166H86ZM113 167H114V166H113ZM113 167H112V168H113ZM158 167H159V166H158ZM5 168H7V167H5ZM5 168H4V170H5ZM18 168H19V166H18ZM18 168L15 167V168H11V169H12L13 173H16V169H18ZM28 168H29V167H28ZM38 168H39V167H38ZM75 168H76V167H75ZM81 168H82V167H81ZM87 168H88V167H87ZM159 168H160V167H159ZM63 169H65V168H63ZM103 169H104V167H103ZM113 169H114V168H113ZM113 169H112V170H113ZM8 170H9V169H8ZM8 170H7V171H8ZM81 170H82V169H81ZM83 170H84V169H83ZM83 170H82V171H83ZM87 170H88V169H87ZM89 170H90V169H89ZM98 170H99V169H98ZM100 170H102V169H100ZM100 170H99V171H100ZM117 170H118V169H117ZM117 170H116V171H117ZM139 170H140V169H139ZM147 170H148V169H147ZM155 170H156V169H155ZM172 170H173V169H172ZM21 171H22V169H21ZM50 171H51V170H50ZM52 171H53V170H52ZM74 171H75V170H74ZM76 171H77V170H76ZM78 171H79V169H78ZM104 171H105V170H104ZM119 171H121V170H119ZM123 171H124V170H123ZM123 171H122V172H123ZM142 171H143V170H142ZM149 171H150V170H149ZM160 171H161V170H160ZM164 171H166V170H164ZM164 171H163V172H164ZM4 172H5V171H4ZM10 172H11V170H10ZM54 172H56V171L54 170ZM54 172H53V173H54ZM57 172H58V171H57ZM59 172H60V171H59ZM62 172H63V171H62ZM79 172H80V171H79ZM84 172H85V170H84ZM84 172H83V173H84ZM92 172H93V171H92ZM113 172H114V171H113ZM117 172H118V171H117ZM140 172H141V171H140ZM167 172H168V171H167ZM167 172H165V173H167ZM169 172H170V171H169ZM11 173H12V172H11ZM76 173H77V172H76ZM86 173H88V172H86ZM118 173H119V172H118ZM155 173H156V172H155ZM70 174H71V171H70ZM89 174H90V173H89ZM100 174H101V173H100ZM113 174H115V173H113ZM162 174H163V173H162ZM10 175H11V174H10ZM19 175H20V173H19ZM63 175H64V174H62V177H63ZM73 175H74V174H73ZM82 175H83V174H82ZM82 175H81V176H82ZM84 175H85V174H84ZM84 175H83V176H84ZM94 175H95V174H94ZM105 175H106V174H105ZM105 175H104V176H105ZM138 175H139V174H138ZM149 175H150V174H149ZM163 175H164V174H163ZM11 176H12V175H11ZM55 176H56V175H55ZM64 176H66V175H64ZM74 176H75V175H74ZM78 176H79V175H78ZM81 176H80V178H81ZM156 176H157V175H156ZM72 177H73V176H72ZM85 177H86V176H85ZM88 177H89V176H88ZM95 177H96V175H95ZM98 177H99V175H98ZM98 177H96V178H98ZM102 177H103V176H102ZM114 177H115V176H114ZM136 177H137V176H136ZM139 177H140V176H139ZM164 177H165V176H164ZM6 178H7V177H6ZM58 178H59V177H58ZM86 178H87V177H86ZM104 178H105V177H104ZM148 178H149V177H148ZM161 178H162V177H161ZM3 179H4V178H3ZM55 179H56V178H55ZM62 179H63V178H62ZM64 179H66V177H65ZM75 179H76V178H75ZM87 179H88V178H87ZM0 180H1V179H0ZM22 180H23V179H22ZM82 180H83V179H80L79 181H82ZM90 180H92V179H90ZM146 180L149 181V179H146ZM17 181H18V180H17ZM85 181H86V180H85ZM111 181H113V180H111ZM158 181H159V180H158ZM163 181H164V180H163ZM0 182H2V181H0ZM12 182H13V181H12ZM71 182H72V181H71ZM76 182H77V181H76ZM114 182H116V181H114ZM117 182H118V181H117ZM159 182H162V180L159 181ZM159 182H158V183H159ZM165 182H166V180H165ZM15 183H16V182H15ZM73 183H74V182H73ZM105 183H106V182H105ZM108 183H109V182H108ZM110 183H111V182H110ZM158 183H157V184H158ZM71 184H72V183H71ZM71 184H70V186H71ZM111 184H112V183H111ZM114 184H115V183H114ZM145 184H146V183H145ZM157 184H156V185H157ZM5 185H6V184H5ZM10 185H11V184H10ZM58 185H59V184H58ZM146 185H147V184H146ZM167 185H168V184H166V186H167ZM0 186H2V185H0ZM18 186H19V185H18ZM166 186H165V187H166ZM170 186H171V185H170ZM2 187H3V186H2ZM65 187H66V185H65ZM149 187H151V186H149ZM160 187H161V186H160ZM36 188H37V187H36ZM63 188H64V187H63ZM142 188H143V187H142ZM142 188H141V189H142ZM146 188H147V186H146ZM155 188H156V187H155ZM157 188H158V187H157ZM7 189H8V188H7ZM7 189H6V190H7ZM9 189H10V188H9ZM12 189H13V187H12ZM143 189H144V188H143ZM3 190H4V189H3ZM147 190H148V189H147ZM94 191H95V189H94ZM34 192H35V190H34ZM0 193H1V192H0ZM34 194H35V193H34ZM100 194H101V193H100ZM104 196H105V195H104ZM183 196H184V195H183ZM188 197H189V196H188ZM226 197H227V196H226ZM99 198H100V197H99ZM181 198H182V197H181ZM183 198H184V197H183ZM183 198H182L181 200H183ZM185 198H186V196H185ZM190 198H191V197H189L188 199H190ZM195 198H196V197H195ZM195 198H194V200H195ZM221 198H222V197H221ZM101 199H104V198H100V200H101ZM104 200H105V199H104ZM169 200H170V199H169ZM185 200H186V199H185ZM226 200H227V199H226ZM173 201H174V200H173ZM183 201H184V200H183ZM228 201H229V198H228ZM95 202H97V201H95ZM220 202H221V201H220ZM230 202H231V201H230ZM79 203H80V202H79ZM92 203H93V202H92ZM98 203H100V202L98 201ZM98 203H97V204H98ZM198 203H200V202H198ZM198 203H196V204H198ZM204 203H205V202H204ZM224 203H225V201H224ZM227 203H228V202H226V204H227ZM81 204H82V205H81ZM140 204H141V203H140ZM230 204L232 205L233 203H230ZM230 204H229V205H230ZM89 205H90V204H89ZM98 205H99V204H98ZM135 205H136V204H135ZM206 205H207V204H206ZM224 205H225V204H224ZM229 205H228V206L226 205L227 208H229ZM233 205H235V203H234ZM240 205H241V204H240ZM80 206L83 207V202L80 203ZM90 206H91V205H90ZM136 206H137V205H136ZM153 206H156V205H153ZM237 206H238V205H236L235 208H236ZM241 206H242V205H241ZM156 207H158V206H156ZM205 207H206V206H204V208H205ZM84 208H87V207H84ZM84 208H83V209H84ZM124 208H125V207H124ZM126 208H127V207H126ZM191 208H192V206H191ZM198 208H199V206H198ZM230 208H231V207H230ZM238 208L241 209V207H238ZM33 209H36V208H33ZM132 209H133V208H132ZM134 209H135V208H134ZM149 209H150V207H149ZM149 209H148V210H149ZM232 209H233V208H232ZM88 210H89V209H88ZM123 210H124V209H123ZM141 210H142V209H141ZM192 210H193V209H191V211H192ZM36 211H37V210H36ZM132 211H133V210H132ZM187 211H188V210H187ZM199 211H200V210H199ZM209 211H210V210H209ZM34 212H35V211H34ZM87 212H88V211H87ZM87 212H86V213H87ZM138 212H139V211H138ZM140 212H141V211H140ZM146 212H147V211H146ZM192 212H193V211H192ZM207 212H208V209H207ZM22 213H23V212H22ZM31 213H32V212H31ZM39 213H40V212H39ZM128 213H129V212H128ZM130 213H131V212H130ZM203 213H204V212L202 211V214H203ZM27 214H29V213H27ZM141 214H142V213H141ZM189 214H190V213H189ZM195 214H196V213H195ZM200 214H201V213H200ZM15 215H17V214H15ZM33 215H34V213H33ZM204 215H205V214H204ZM204 215H203V216H204ZM209 215H210V214H209ZM25 216H26V215H25ZM198 216H199V215H198ZM17 217H18V216H17ZM30 217H31V216H30ZM37 217H38V216H37ZM208 217H210V216H208ZM208 217H207V218H208ZM13 218H14V217H13ZM25 218H26V217H25ZM188 218H189V217H188ZM190 218H191V217H190ZM198 218H200V217H197V219H198ZM10 219H11V218H10ZM15 219H17V218H15ZM15 219H14V220H15ZM202 219H203V218H202ZM205 219H206V218H205ZM210 219H211V218H210ZM231 219H232V217H231ZM6 220H7V219H6ZM186 220H187V219H186ZM186 220H185V221H186ZM192 220H193V219H192ZM192 220H191V222H192ZM194 220H196V219H194ZM199 220H201V219H199ZM203 220H204V219H203ZM187 221H188V220H187ZM201 221H202V220H201ZM201 221H200V222H201ZM238 221H239V220H238ZM188 222H189V221H188ZM191 222H190V223H191ZM25 223H26V222H25ZM27 223H28V222H27ZM204 223H205V222H204ZM204 223H203V224H204ZM201 224H202V223H201ZM199 225H200V224H199ZM28 226H29V225H28ZM182 226H183V225H182ZM207 226H209V225H207ZM144 228H145V227H144ZM144 228H142V229L144 230ZM146 228H148V227H146ZM183 228H184V227H183ZM227 228H228V227H227ZM230 228H231V227H230ZM142 229H141V230H142ZM225 229H226V228H225ZM146 230H147V229H146ZM148 230H149V229H148ZM150 230H152V229H150ZM205 230H207V229H205ZM205 230H204V231H205ZM216 230H217V229H216ZM185 231H186V230H185ZM198 231H199V230H198ZM145 232H146V231H145ZM141 233H142V232H141ZM130 234H131V233H130ZM217 235H218V234H217ZM256 235H257V234H256ZM256 235H254V236H256ZM127 236H128V235H127ZM136 236H138V235H136ZM258 236H259V235H258ZM124 237H125V236H124ZM124 237H123V235H122V238H124ZM131 237H132V236H131ZM205 237H206V236H205ZM256 237H257V236H256ZM203 238H204V237H203ZM258 239H259V238H258ZM258 239H257V240H258ZM182 240H186V239H182ZM202 240H203V239H202ZM204 240H205V239H204ZM257 240H256V242H257ZM189 242H190V241H189ZM180 243H181V242H180ZM209 243H210V242H209ZM254 243H255V242H254ZM260 243H261V242H260ZM252 244H253V243H252ZM252 244H250V245H252ZM256 244H257V243H256ZM12 245H13V244H12ZM141 245H142V244H141ZM166 245H167V244H165L164 246H166ZM176 245H177V244H176ZM250 245H249V247H250ZM258 245H259V244H258ZM258 245H257V246H258ZM167 246H168V245H167ZM178 246H179V245H178ZM179 247H180V246H179ZM249 247H247V248H249ZM10 248L12 249V247H10ZM25 248H30V247H25ZM137 248H138V247H137ZM167 248H168V247H167ZM250 248H251V247H250ZM7 250H8V249H7ZM162 250H163V249H162ZM171 250H172V249H171ZM178 250H181V249H178ZM176 251H177V249H176ZM163 252H164V251H163ZM168 252H169V251H168ZM173 252H174V251H173ZM246 252H247V250H246ZM12 253H13V252H12ZM14 253H15V252H14ZM180 253H181V252H180ZM161 254H162V252H161ZM171 254H172V253H171ZM171 254H170V255H171ZM173 254H175V253H173ZM7 256H8V255H7ZM168 256H169V255H168ZM241 256H243L242 253H241ZM18 257H19V256H18ZM148 257H149V256H148ZM163 257H166V256H163ZM170 257H171V260H172V256H170ZM77 258H78V257H77ZM79 258H80V257H79ZM83 258H84V256H83ZM150 258H151V257H150ZM150 258H149V259H150ZM176 258H177V257H176ZM8 259H10V258H8ZM8 259H7V260H8ZM14 259H15V258H14ZM18 259H20V258H18ZM75 259H76V258H75ZM84 259H85V258H84ZM137 259H138V258H137ZM144 259H145V258H144ZM164 259H166V258H164ZM7 260H6V261H7ZM10 260H11V259H10ZM138 260H139V259H138ZM145 260H146V259H145ZM171 260H170V261H171ZM6 261H5V262H6ZM17 261H18V260H17ZM74 261H75V260H74ZM5 262H4V263H5ZM167 262H168V261H167ZM77 263H78V262H77ZM169 263H170V262H169ZM169 263H168V264H169ZM5 264H6V263H5ZM8 264H9V263H8ZM13 264H15V263H13ZM171 264H172V263H171ZM173 264H175V261H174Z\"/></svg>",
	"mask_w": 264,
	"mask_h": 264
}]
</instances>
